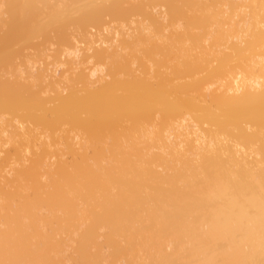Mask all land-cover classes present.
<instances>
[{"label": "bare ground", "instance_id": "obj_1", "mask_svg": "<svg viewBox=\"0 0 264 264\" xmlns=\"http://www.w3.org/2000/svg\"><path fill=\"white\" fill-rule=\"evenodd\" d=\"M16 1H18L19 3ZM37 1L40 2V0H30V1L29 0L27 1L26 0L24 1L23 0H0V25H2L1 27H3L4 25L2 31L0 32V43L4 42L5 47H6L7 42L11 41L10 39H12L11 44L8 42L12 47L10 46L9 48H7L8 47L7 46L5 49L3 48L4 43L0 44V46L1 45L3 46L1 47L3 48L2 50H4L5 52L4 53L2 50H0V56H1L0 59H3V60H0V67L2 65L1 69L4 68L2 69L3 72L0 69L1 70L0 71V92L2 96V97L0 96V100L2 99L0 101V106H1L0 108L4 112L2 113L0 109V157H1L0 158V161H1L0 162V264H264V153H263L264 150L262 151V147L264 146L263 145L261 146L262 138L260 137L263 134L262 137L264 139V133L260 134L261 132L256 130L258 127H261L258 129H262V130L264 129L263 127L264 126V116H263L264 112H262L264 111V106H263L264 105V0H183L182 4L180 5L181 7L179 8L181 9L184 8V9L183 10L180 9L179 14L181 15L177 14L178 16H180L179 18H177L179 22H177V20L175 21V18L170 17V15L168 14H166V16L161 15L162 11H164L162 14L168 13L170 11L166 7L165 8L168 11L163 10V8L161 10L158 9L159 10L158 13L160 14L155 12L157 15L153 13V10H151L152 12L150 14L149 12H147L146 18H148L147 20L149 22V25L151 24V22H152L151 25H153V27L157 25V28L156 27L153 28L152 34L155 35V33L158 30L159 36H157V34L156 36L157 38L159 37L158 38L159 42L162 45L164 44L163 42L166 43V45L164 44L165 46L163 45L164 48L166 46L168 47L167 49L165 48V50L171 49L169 48L170 46H168V45H172V41L169 40V36L171 33H172L171 35L176 37L180 33L179 30H181V28H182V31H184V29L187 28L186 26L188 25L190 26L192 21L190 19H187L189 12L190 14L192 12L196 13V16H198L196 18L200 19V20L198 19V21L200 23L202 31L205 32L206 34L205 29L207 28V32H208L206 35L203 33V36L205 35L204 39L202 35L201 36L199 35L201 34L199 32L198 35L200 37L198 36V39L199 38L201 39L197 40V45L193 42V46L196 45L198 47L201 43V46L199 47L201 48L203 47L209 55L204 51L203 48L202 49L205 53L202 54L203 52L199 50L200 49L199 47L198 48L196 47V50L194 48L193 49L196 52L201 51V53L193 52L194 53L193 54L191 52L192 50L188 51L189 48H191V47L187 48L190 45L189 44L187 46V44L190 43L189 41L188 42L186 41L187 44L184 43L186 44L187 47H182V48H187V49H184L186 50L184 52H187L186 53L187 55L190 52L192 53L193 56L190 54L191 55L190 57H193V58H190L188 55L190 60L192 59L191 61L196 59V61L199 64H201L203 61L204 63H202L200 66H196L197 63L195 61H193V63L195 62L196 65H194L192 62H190V60H188L189 65H187L188 63L186 62H187V59L189 58L185 56L181 55L180 57V55H177L179 56V60L176 58L177 59L176 61H172L173 59H175L174 57L170 61L169 59L170 56H168L167 54H164V55H167L166 56L167 58L165 56H164L165 59L159 58L161 60L155 58L157 60L156 65L158 64L159 65L158 66L155 65L156 67L153 66L154 69H153L152 75L150 74L151 70L148 69L149 68L148 63H150L149 61H152L153 63L152 64L150 63V64L154 65L156 61L151 60L152 57H149L150 58L149 60L147 54L146 56H143L144 58H141L142 55H140L139 53V50L143 54L146 53L147 50L149 49V48L147 49V46L152 45L153 44L152 42H154L155 40H156L154 43L155 45L159 43L155 37H152L149 39V37H151L152 35L147 36V34H145V31L146 32L148 31L150 34L151 32L150 27H144L143 25H140V26H143L141 28L139 26L141 20L140 21H137L136 19H134V21L132 20L133 23L136 22L134 23V25L136 26L137 29H136V34L134 30H132L134 32V35L131 34L132 39L128 41L127 37H129L130 39V36H129L130 33L127 34V31H126V35H128L126 37L125 29L128 28L127 25H129V23H131L132 21L126 22L128 20L127 17H126L127 20L123 19L122 16H119L120 13H118V16L113 19L109 20L107 18L109 22L105 21L106 18L104 17L103 14L101 15V17H97L98 12L96 11H98L99 9H102V8H105L107 10L109 8L114 9V7H109V6H114L113 4H115L114 2L116 0H112V2L110 0H107L106 2L107 5L104 4L106 0H102V2L101 0H98V1L90 0L89 2L85 0L81 2L82 8L84 7L83 6L84 2L85 4L87 2L86 4L87 6L88 4H90L88 6L89 8L87 9L95 8L96 6L95 5L93 6V4H95L96 2H100V3H96V5L99 8L93 9V11L97 9L95 11L96 15L94 13L93 15L92 13H90V15L95 16L94 18L90 15H87L88 10L87 11L84 10V12H82L83 10L81 11V13H83L84 15L78 12L79 8H81L80 6H78L80 2L79 3L77 2L76 3L77 5L74 4L76 8L71 3H70L71 6L69 7V3H68L67 4L68 6H65V7L69 8L70 10L67 9L65 11L62 8V6L66 5V3L68 2L66 0H64L65 3L62 0H54V2H51V0L49 1L42 0L41 3L39 2L37 3ZM72 1L73 0H71V2ZM79 1H82V0H79ZM144 1L146 2V0ZM159 1L162 2V0H159ZM23 2L27 4L25 5ZM62 2L64 3L63 5H62ZM125 2H127L128 4L125 6H129V3L131 1L121 0L120 2L121 7L123 6V4H125ZM135 2H138V1L136 0ZM49 3L52 4L53 6H51ZM116 3L118 4L117 1ZM132 3H133V0L130 3V6H132L131 5ZM188 3L190 4L188 5ZM57 4L62 5L60 7L62 8L63 11L65 12L71 11L69 13L73 15L71 16L72 18H70L69 13L64 14L66 18L62 16L63 12L61 10H59L60 16L58 17L60 18L62 16V18L59 19L58 17H56L57 15L54 18L51 17V15L52 16L55 15L56 13L55 11H57L59 8ZM91 4H92V7H91ZM120 5L118 6V8L120 7ZM141 5L143 6L142 3ZM147 5L145 4V6ZM137 6L138 5H136V7ZM162 6L164 5L162 4ZM191 6L192 7L195 6L193 7L195 8V11H190V9H192ZM196 6H199V7L197 8ZM48 7H49V10H48ZM132 7H134V5ZM21 8H23L24 10ZM54 8H56V10ZM115 8H117V5ZM124 8L127 9L128 7H124ZM17 9L18 11H15ZM71 9L74 11H72ZM134 9L138 10L139 8L137 7ZM121 10L123 9L121 8ZM146 10L148 9L146 8ZM25 11H27L28 13L26 12L27 14H25ZM115 11L118 12V10L115 9L113 13ZM123 11L125 12L126 10H123ZM37 12L39 15H41L40 19L36 18V21L35 19H33V21H35L37 24H35L34 22L33 24H35V26L33 24L32 26L31 25L29 26L28 23L31 21V18L38 17V14L36 15ZM61 12H62V15L60 14ZM76 12H78L79 15ZM107 12H109V10ZM107 12H106V15L110 13V12L109 13ZM120 12L122 14V11ZM170 12H175V10L173 11L172 9ZM22 13L24 16L22 15ZM75 13L78 16H76ZM101 13L99 12V14ZM113 13H110L111 16H113ZM6 14H9L8 15L9 20L4 19ZM66 14H68L69 17ZM116 14L114 13L115 16ZM16 15H18V17ZM160 15L162 16L160 18L161 20L158 19ZM173 15L176 16V14H173ZM26 16L28 17V19ZM84 16L88 18H93V21L95 22H93L90 19L92 21V23H90L91 21L89 20L90 21L89 23L92 25L96 23V20L98 21V18L99 19H101L102 17L105 18L104 20L101 19L103 21L102 24H100L101 20H99L100 21L99 23H96V25L98 26L99 24L101 26L104 25L103 28L96 27V29L97 30L99 29L101 32L99 30L95 31V29L93 28L95 33L98 32L96 34L93 33L94 31L93 30L91 31L90 29L92 26H90V24L87 23L86 20L84 21L82 20L83 19L82 17ZM131 16H133V14ZM184 16L185 17L187 16V17L185 18ZM48 17L49 18L51 17L52 19L54 20L56 19V20L55 21L50 20L51 18L49 19ZM75 17L76 19H73ZM69 18L72 20H76V22L72 21L73 24L76 23L75 26L72 24ZM168 18L170 20L169 23L172 22L171 24H168L167 21L169 20H166ZM13 19L15 20L17 19L19 23ZM20 19L21 21H19ZM67 19H69L70 21ZM114 19L117 21H115ZM11 20L12 22L15 21L18 24L12 23ZM59 20H61V22H63V20L64 21L66 20V22L69 21L67 22L69 24L71 22L70 26L73 25L76 28V30L81 28L83 22L86 21L85 22L86 24H83L84 27L82 26L83 29L81 28L77 31L79 36L81 35L82 37L81 36L79 37L76 33H74V35L77 38L76 40L83 41V37H85L84 38L85 40L82 42V44L84 43L83 44L84 46H82V48H81L82 44L79 45V42H77L81 50L80 48L78 49L75 48V45H74L75 42L71 41V40L75 41V37L73 35H70L72 34L74 30L73 29L71 31L69 30L71 33L68 31H65L68 29V27L66 29V26H68L67 23L65 22L62 25V23L59 22ZM78 20L80 21L82 20L83 22L81 21L82 23H80V21ZM112 20H114L115 23L111 22ZM3 21H5L7 24L4 23ZM41 21H42L41 26L43 25L42 26L43 28H41V26L38 27V24H40ZM56 21L58 23H61V25L57 23L59 25L58 27L61 26V29L62 28L64 29L58 31L59 29L57 30V28H55L57 27V24L55 25ZM123 21L125 23H123ZM143 21L146 22L145 20L142 19V22ZM161 21L162 22L164 21V23H162ZM49 22L53 24V25L51 24L50 25L52 26V29L55 31V33L51 31L52 30L51 28H50L51 30L49 29V27L47 29H49L50 32H53V34L51 33L50 34L53 36L55 35L54 37L56 38H54L50 34L49 35L51 37L49 35L47 36L46 34L44 35L43 33L45 26H50L48 25ZM165 22L167 23L165 24ZM182 22L183 23L186 22L184 23L185 25ZM45 23L47 25H45ZM77 23L79 24L77 25ZM153 23H155V25ZM9 24H11V26ZM13 24H16V25H13ZM24 24L26 25L28 24L27 28L32 27L31 30H28L26 27H24L26 28L25 31L27 30L30 31L29 34L28 32H26V34L25 32L23 33L17 32V29H19L20 27L19 25H24ZM88 24L90 28L89 26H87ZM96 25H94L93 27H95ZM161 25H162V28H161L162 31H160L161 29L158 28V27H161ZM163 25L164 27L167 25L170 28V29L168 28L167 32L169 36L168 37L166 36L167 37L165 38L166 40H164L163 37L160 35V32L163 33V29H164ZM170 25L173 27L174 33L171 31L172 28ZM16 26H17V28L15 29L16 31L14 29L11 30L12 27L15 28ZM130 26L131 25H129V28ZM6 27H7V31L4 30V28L6 29ZM36 27L38 28V31ZM132 27L133 29L135 28L134 26ZM178 27H180L179 30L178 29L176 30V28ZM71 28L72 27H70V29ZM174 28L177 32H179L177 33V35H175ZM196 28L199 29V27H196ZM8 29L11 31H14V33L11 31H10L11 34L8 33V35L10 34V36H8L5 33V32H8ZM39 29H41L42 31ZM131 29L132 28H130V30ZM154 29H157L155 33H154ZM3 30L5 31L4 32L5 34L3 33ZM56 30L58 31V33L56 32ZM139 30L140 31L143 30L142 33L139 32ZM39 31H41L42 33H40ZM79 31L82 34H80ZM88 31L89 33L91 31L92 34L94 35L90 33L91 35L86 36L85 33L89 34ZM31 32H33V34H35L37 37L40 36L39 33L42 34L43 37L45 36L44 38L42 37L43 38L42 40H40L41 43L43 44L46 42L45 40L48 38L52 39L53 40L52 42H54V39L56 41L57 39L59 40V38H61L60 36L63 37V35L64 34L66 35L67 32H68L67 35H70L67 38L68 39L67 42L65 40H62L63 43L65 41L64 43L65 45L63 44L64 46L63 48H65L69 45L68 41L70 38V41H69L70 45L66 48V50L62 48L65 51V53L62 49L61 51L58 50L59 53L58 52L54 53L55 57L54 58L52 57V63L49 69L51 71L45 72L44 70L46 69L44 65L41 68L40 67L41 65L37 64L38 60H40L39 64L40 62L43 63L44 61H41L43 60L42 57L46 58L47 56L42 55V57H40L39 55L38 56L39 59L38 60L36 59V61L35 60L33 61L31 59L33 57H30V59L28 57L27 59L24 57L23 59L22 54L20 53L21 54L20 57L23 59L22 60L23 62H21L20 60L21 63L18 64V61L17 62L15 61L16 58L13 59L15 55L12 57V60H11L12 55L10 53L13 54L12 51L15 49L14 47H16V45H18L17 43L20 42V41L16 42L19 34L21 33L25 34L27 40L22 35H21V38L23 37V39H25L23 43L24 46L26 43L28 46V42H29L28 39H31L29 35H31L32 37ZM35 32H39V33H35ZM59 32L60 33L62 32L64 34L61 33V35L59 36L60 34ZM12 33L13 34L16 33L15 36ZM1 34H4L2 35L3 37H1ZM164 34L167 35L166 33ZM193 34L194 33H192V35ZM5 35L6 37L8 36L7 37V40L9 39L8 41L6 40V38L4 40ZM57 35L59 37H57ZM140 36L147 38L146 41L148 40H151V41L147 42L146 44L145 39L141 38ZM180 36L182 37V33ZM138 37L140 38L138 39L139 41L136 40ZM186 37H188V35ZM194 37L193 38L191 37L192 39L191 38L190 39L194 41V39L196 38ZM1 38H3L2 40L3 42H1ZM160 39H162V42ZM167 39L169 41H167ZM202 39H203V44L205 45H202V42H200ZM13 40H15V42H13ZM43 40L44 42H42ZM179 40L180 39H177L176 42H178ZM56 41L55 43L57 45L58 42ZM123 41H124V44H123ZM141 41L143 43L145 42L146 46ZM166 41L169 42L168 45ZM60 42L61 41L59 40V44ZM117 42H120V43L122 42L121 46L124 47L122 51H124V49H126L128 45V48H127L128 51H126V55L124 54L125 57L121 55L124 52H121V49L118 46L119 43ZM140 43L142 44L140 45ZM13 44H15V46ZM85 44H88L89 46ZM94 44L97 45L98 47L96 46L95 48ZM132 44L139 45L138 47L139 49L138 48L134 49L135 47ZM181 44H180V48H177V50L181 49ZM184 44H182V46H185ZM46 45H44L45 48H47ZM115 45L118 46L117 48L120 50V52H118V49L116 48ZM123 45H126V46H123ZM21 46L22 45H20L19 48H21ZM24 46L22 47V49L24 48ZM87 46L88 48H86ZM159 46L156 48H160V49L163 48ZM90 47H92L91 49L93 50H91ZM130 47H131L132 53L129 49ZM149 47L151 48L152 46H149ZM38 48L40 49L39 45H38ZM43 48L44 47L42 46V49H40V51L41 50L44 51L45 48L44 49ZM85 48L86 50L90 49L87 51H91L90 52V54H92L91 56L97 60L89 59V57H91L89 52L86 51V53L84 54ZM25 50L23 51L25 52ZM32 50H28V51H32ZM136 50H138L137 53H136ZM181 50H182L181 52H183V49ZM162 51H161V54L163 57ZM53 52H56V51H53ZM60 52H63L65 54L63 55V59H62L63 61L60 60L62 55L61 56L56 55V54H62ZM100 52H101V55L99 54ZM115 52L118 53V56H116L118 57L117 60H120V61L122 60V62L125 61V64H122V66L126 65L127 68H125L126 66L121 67V63H118L119 65L116 64L115 66L112 65L113 69L111 68V64L114 61L115 63H117L115 55H114ZM127 52L131 54L130 56L132 57L134 56L135 58L137 57L136 59L133 57L134 61H137L135 62V65L139 64V66H142L143 68L137 65V67L140 68L138 69L134 64L133 65L136 68L134 66L133 68L131 65H129L130 61H131V64L133 63V59H128L131 57L129 56ZM133 52L136 53L137 55L134 54ZM169 52H166V53H169ZM184 52L182 53L183 55H184ZM14 53H15V50H14ZM39 53H36V54L38 55ZM95 53H97L98 55H96ZM154 53L155 54L158 53V50ZM154 53L153 55H155ZM80 54L83 56L80 57L81 56ZM94 54L96 55V57ZM170 54H172V52H170ZM24 55L26 56V53H24ZM109 55H110V58H109ZM149 55L151 56V54ZM33 56H35V54H33ZM99 56L102 57L103 59L98 58ZM66 57L68 59L71 57L70 59H72L73 62L72 60L70 61V59L68 60ZM75 57L76 59H78L79 57V60L74 59ZM183 57H185L184 59L186 60H183V59L181 60V58ZM199 57L202 58V60L200 59L199 61ZM80 58L82 61L80 60ZM82 58L86 60H83ZM87 59L89 61H87ZM138 59L140 60L139 62L141 64L138 63ZM207 59H210V62L209 60L206 61ZM141 60H143V62ZM166 60H169L171 63H174V66H173V64L168 62L169 70L173 68L171 70L172 73L168 70V64L166 63ZM9 61H11L12 63L11 67H9L10 66ZM78 61L82 63H84L83 61H86L84 64L88 68L86 67L84 68L85 72L81 71L80 70L81 68L78 67L81 73L78 70H77V73H75L77 66L75 69V66H72L71 63H73V65H76ZM158 61L160 62L158 63ZM88 62L91 63L90 68H89ZM126 62H128V64ZM175 62H178L179 66H177V63ZM207 62L209 64L211 63L210 66L209 65L207 66L208 64ZM14 63H17V64H14ZM86 63L88 66L86 65ZM109 63L111 64L109 65ZM22 64H23V68H26V69H23L22 71L23 74L26 76V78L30 77V78H27L28 82L29 80L31 81L29 82L30 85L28 84V87H25V88H24V85L22 84V77L24 76H21L20 78L19 74L21 73V70L17 71L19 70L17 69V67L22 66ZM163 64L166 65L167 67L164 66ZM13 65H14V68H16L17 70L12 67ZM15 65L17 67H15ZM65 65H66V68L64 69L65 71H63L62 69L65 67ZM69 65L73 67L75 70L71 68ZM143 65H145L146 68ZM162 65L166 68V71H165L166 73L163 72L164 71L163 69H160L162 68ZM202 65L204 69L203 67H201ZM37 66H39L40 68H38ZM180 66L181 68L179 69ZM7 67L9 70L10 68H12L13 70L5 72L6 71L5 69H7ZM153 67L150 66V68H153ZM198 67L201 73L200 72L197 73L195 71L197 70ZM41 69H44V70H41ZM66 69L67 70L69 69L70 71L69 70L68 71L70 73ZM71 69H73L74 71L73 70L71 71ZM123 69L125 71H123ZM137 69L141 70L139 71L138 76H137L138 73H136ZM185 69L187 72L185 71ZM24 70L27 71V74L24 73L25 72ZM86 70L88 71L87 73H86ZM115 70L117 72H115ZM175 70L179 72L181 71V72L178 73L177 75V74H174V73H177ZM42 71L44 72L45 75L49 74L48 77L46 75L45 79L47 80L42 79L45 77ZM106 71L109 72V74H111V75H107L109 78L111 76L110 79L106 75H104V74H107ZM122 71L125 73H123ZM127 71L128 73L132 75V77L127 73ZM131 71L133 72L131 73ZM143 71H146V72L144 73ZM155 71L156 72L159 71V72L155 73ZM193 71L196 73H193ZM11 72L14 74L19 72L17 73L20 79V81L19 80L17 81L19 83L16 82L17 79H15V75L11 74ZM59 72L62 73L63 75L65 72H67L64 76L61 74L63 78H65V82L64 80H62L61 85L65 86L66 89L68 88L71 96L74 94L72 97L75 100H78V102H80L81 105L83 104L85 105L84 118L87 120L86 123H82L81 111H79L77 108H74L76 105L73 106L71 103V100L63 96L64 95L63 90H61L62 93L60 95L54 92L55 91L54 90V82H55L54 80H56V77L53 78L54 76L51 73L57 76ZM72 72H73L74 78L71 75ZM121 72H122V75H121ZM140 72L142 74L144 73L145 75L144 74L142 75ZM202 72H205V74L202 75ZM207 72H209V74ZM117 73H120V74H117ZM188 73L190 75H187ZM38 74H40L39 77H37ZM134 74H136V76ZM140 74L142 77H140ZM153 74L156 76L158 75L159 76L162 75V76L161 77L158 76L157 78L153 76ZM167 74H169L168 75L169 77L167 76ZM181 74L182 76L180 77ZM204 75H206L207 77ZM7 76H10L11 80ZM150 76L158 80L152 81L153 79ZM75 77L76 79L78 77L79 81L76 80ZM138 77H140V79ZM209 77H211V79H209ZM41 79L42 81L45 80L48 82L44 81V84L46 83L44 85L43 83H41L42 82ZM73 80H74V83L76 82L77 87L72 86V84H74ZM207 80L209 81L207 82ZM66 81L67 83L68 82L70 83L67 84ZM139 81L141 82L140 83L141 86H139L140 85ZM158 81H159V84H157ZM37 82L38 84L40 83L41 85L43 84V86L38 85ZM78 82L80 83L79 84L80 86L78 85ZM135 82L136 83L138 82V83L136 84ZM153 82H155V84ZM63 83H65L66 85ZM160 84L161 86L158 87V85ZM164 84L166 85L167 89L164 86ZM35 85L37 87H35ZM63 86H60V89H62ZM142 86L148 89L146 88L144 89V87ZM148 86L150 87V89ZM16 87L18 90H16ZM108 87H109V90H108ZM139 87H141V89ZM47 88L50 91L54 90L52 91L53 93L51 92L54 96L49 92V90H46ZM65 88L63 87V89ZM111 88L112 90L110 92ZM137 88L140 89V91L143 88L144 92L146 91L147 93L146 92L144 94L142 92L138 93ZM153 88L154 89L157 88L158 90L157 89L154 90ZM171 88H174V89H171ZM21 89L22 90L26 89L24 91V93L26 94H24L23 91H21ZM9 91L10 93H14V94H10ZM30 91L36 95L33 97L34 99H32L31 97L32 93ZM39 92L42 93V95ZM45 92H48V93H45ZM4 93L6 95H8L9 93L7 97L10 98V99L8 98L10 105L15 100V98H17L15 100L17 101L16 104H15V101L13 102L16 108L14 106L9 105L10 107L8 106V111L9 109L11 110L9 112H13L12 111L13 107L15 108L14 111L18 107H20V109L22 107V110L18 108V110L15 111V113H10L9 115V112H7V114H5L7 109L5 110V106L3 104V97L5 95ZM27 93H30V94L27 95ZM39 94L41 96H44L45 99L43 97L42 98L46 102L43 101L42 104H41L42 101L39 102L40 100L39 97H41ZM215 94L218 96H216ZM102 95L103 96L111 95V98L107 96L106 98L108 99H106ZM210 95L211 96L215 95L216 99H213L214 96L211 97ZM29 96L31 97L32 101L30 100ZM79 96L80 98L83 96L82 99H79ZM208 96L212 99H210ZM219 96H220V99L218 98ZM113 97H115L116 100ZM223 97L225 98V101L221 99ZM42 98L41 100H43ZM56 98L61 99V100H58ZM207 98H209L210 100ZM105 99L107 101H105ZM217 99L218 101H216ZM34 100H35V103L38 102L39 104L42 105V106L40 105L41 107L38 106L40 108H42L43 105H46L49 102L48 105L43 108L45 111L40 108H39L40 110H37L36 108L37 103L35 104L36 107H34L35 106ZM103 100L106 103L103 102ZM50 101H53L51 102L52 105L50 104ZM55 101H57L56 102L57 104L60 103V106L58 105L57 109H56V106H54ZM219 102L222 103L221 104L222 106L220 105ZM29 103L33 104L34 106L32 105V108H31V106H29ZM211 103L213 104L216 103L214 105L215 107L214 106L211 107ZM25 104H28V105H25ZM67 104H69L71 107L69 105L67 106ZM225 104L228 105L230 108H227L228 106H226ZM256 105H258L259 107L258 106L255 107ZM101 106L103 109L101 108ZM111 106H112V109L114 108L113 111L110 108ZM23 107H30L32 111L34 108H36V110H34L36 111V113H34V111L31 113V110H29L30 112H28L29 108L28 109L24 108L25 112L23 113ZM49 107L52 113H50ZM69 107L71 110L70 109L67 110ZM115 107H118L117 108L118 112L115 111ZM216 107H219V109H217L218 112H216L215 110ZM223 107L224 109H226L227 114L229 115L230 118L226 116V114L224 113ZM53 108L56 109L55 111L56 113L55 112L53 113L54 111L52 110ZM104 108L107 112L104 110ZM249 108H251L252 110ZM63 109L65 110L63 111ZM101 109L103 111H101ZM108 109L111 110V112ZM155 109L157 110L154 112ZM239 109L243 110L241 111L242 113L246 112L245 115L241 116L243 119V122H241L242 121V119H240L241 117L240 116L238 117L235 114L236 111L233 112V110L238 111ZM247 109L249 110V112ZM159 110L163 114L162 116H163L164 123L161 121V119H158L159 113H157V111ZM46 111L49 113V115L51 114V116H48ZM57 111H58V116H57ZM59 111L61 112L60 113L61 115L59 114ZM77 111L79 112V114L76 113ZM104 111L106 114L104 113ZM138 111L145 113V116H144V118H146L145 119L146 122L144 121L145 125L143 122L144 119L138 120V117H137ZM228 111H231L233 113L228 112ZM258 111H260L261 115L262 114L263 115L261 116L260 112L255 113ZM16 112H17V115H16ZM18 112L19 113L21 112V113L18 114ZM27 112L31 115L27 114ZM37 112H38V116L36 118L38 119L36 120L35 116ZM42 112L44 113V116ZM113 112H116V113H113ZM211 112L215 113L214 115L216 116L220 114L219 116H217V119L215 117L217 123L219 124L221 123L220 124L221 126L223 124L225 125L229 123V126L232 127V129L230 127L227 128L225 125V127L229 129V130H225L224 125H223L222 127L225 130L224 132H221L220 130L218 131L217 129L219 128H215L216 130L213 131L211 128L213 125H214L213 126L214 128L215 124L209 121ZM220 112H222L223 115ZM33 113H34V117L32 116ZM152 113L157 116H154ZM55 114H56V118H55ZM71 114H73V116ZM114 114L118 115V121L116 122L117 120L116 119L115 120L116 124L115 125L113 124L115 127L112 125V122H114L113 119L115 118L112 115ZM20 115L22 116L20 117ZM23 115L24 116L26 115L28 118L31 117L29 118V120L31 119L30 120L31 125L32 123H34L35 125L33 124L34 126L33 125L30 126V128L28 129L29 127L28 125H30L28 124L29 120L27 122L26 118ZM39 115L41 116L42 121ZM67 115L69 118L67 117ZM105 115L109 119L106 118ZM221 115L222 117L225 116L224 118L226 120L225 119L222 120V117L220 118ZM251 115L252 116L260 115V116L259 118H257L258 116H256L255 119H252L253 117ZM11 116L15 118H11ZM16 116H18L19 118ZM110 116H112L113 119ZM236 116L241 120L240 125L244 123L243 124L244 126L247 123L246 121L250 120L249 122H251L252 120V122L255 123L258 120V123H255L256 125H252V127L254 126L253 128L258 126L256 129L251 130L249 126H248L249 128H245V129H248V131L250 130V132L253 131V133L254 131L259 132V133L255 132V133H258V135L260 134L259 139L255 133L252 136H255L254 138L255 140L258 139L256 142H259V143L261 142L260 146L257 147L258 143L257 144L255 143L256 145L250 144L252 142V141L250 142L251 136L249 135L250 136L249 137L247 135V134H250V132H247V130H246L247 132L246 138L247 139L249 138V139L248 140L246 139L245 141V137H244L243 141L241 140L242 143L238 141L239 139H241L239 136L242 137L243 135H245L243 133L244 132L243 130L245 129L243 128L244 127L243 125L238 127L237 125L239 124H232L231 121L233 122L236 121L235 123L238 122V118ZM23 117L25 118V122H24ZM47 117H50V118H47ZM261 117H262V123H261ZM20 118H22L23 120ZM33 118L35 120H32ZM44 118H46L47 120ZM51 118H53L54 120H52ZM72 118H73V121H72ZM155 118L157 121H155ZM219 118L224 123L221 122ZM244 118L246 120H244ZM60 119H63V120H60ZM79 120L81 121V123ZM101 120L104 123L106 122L105 125L108 126V128L115 129V134L118 137V140L120 141L119 146L116 143L118 146V149L117 147H113V146H116L114 141L110 142L112 140V136L110 135L106 136L105 134L106 127L101 123ZM153 120H154V123L157 124V126L153 125L154 124L152 122ZM227 120L229 121L231 120V121L228 122ZM54 121L60 124V126L62 123L64 124V122L66 121L65 123H67V125L62 124V126H65V128L64 127L60 128V127H57L55 123H52ZM109 121H111V123ZM160 121H161V124L163 123L164 127L160 126L161 125ZM73 122H75L76 124ZM209 122H211L212 124ZM206 123L207 124L209 123L211 126L206 127L205 126ZM13 124L15 125L14 128H12ZM146 124L147 126L148 125L150 126L149 129H151V127H156L152 129V131L150 130L152 133L154 132L153 137L155 136V138L150 137L151 135L150 136L148 135L150 134V131L146 130L149 127V126L146 127ZM16 125H18L22 131H24L23 134H21L22 136L19 135L21 131L20 129H18V126L16 128ZM51 125H53L52 128L54 127L55 128L52 129ZM76 125H79V126H76ZM234 125L238 127V128L235 127V129L237 128L236 129L237 132H239L238 130H241L240 133H238L239 136L235 133H232L234 132L233 131ZM36 126L41 127V129L38 128L37 130V128H35L36 130L35 131L33 127H36ZM216 127H219V126L217 125ZM9 128L10 129L12 128L11 129L12 131H10ZM43 128H45L46 131ZM48 128L50 129L51 132L49 131ZM78 128L80 131L78 130ZM157 128H159L160 130L159 129L157 130ZM63 129L65 133H63L64 131H61ZM27 130L29 131L31 130V132L30 133L29 131L26 132ZM33 130L35 131L36 134L39 132V134H41L40 136L45 135L46 132H47L46 135L47 136L50 135V136L47 137L45 135V139L47 137L48 140L47 139L44 140L43 138L44 136L41 137L43 141L41 142V140H38L40 139V136L38 137V139L36 137L39 134L36 135ZM69 130H70V133H72V131L74 132L71 135L68 133L66 134V132H69ZM43 131L45 132L43 133ZM157 131H159V133ZM229 131H230V134H233V136L237 135L239 139L238 138L235 139V137L231 136L228 133ZM77 132L78 134H76ZM27 133L29 134V136ZM74 133L76 134V136ZM82 133L85 134L84 137H87L89 141V143L88 142L86 143L87 145L86 147L84 146L85 145L84 142L86 141V139L83 137ZM241 133L242 135H240ZM52 134L53 136H51ZM54 134H55V138L58 135L56 140L53 139ZM73 134L76 139L79 136V138L77 139V140H80L79 141L80 144H78L80 146L79 148H78V145L76 144L77 143L76 139H74L76 142L73 140L74 138V136H72ZM61 135L64 136L65 142L62 140L63 137H61ZM108 136L109 138H107ZM256 136H257V139H256ZM18 137L20 139L19 141L21 142L20 144L18 142ZM22 138L26 140L24 141V139L22 140ZM99 138L101 141L99 140ZM151 138H153V141ZM27 139L29 140V143L27 142ZM34 139L35 140L37 139L36 140L37 142L36 141L34 142ZM57 139L58 140L61 139L59 141L63 142L62 143L64 144L63 147L58 144L60 142L57 141ZM105 139H107L108 142L105 141ZM108 139H111V140L109 141ZM52 140L55 143H57L55 146H53L54 148L53 150H51L52 145H54L53 144L54 142ZM95 140H96V143L94 142ZM102 140L104 141V143ZM251 140H253V137L251 138ZM38 141H40L39 145L41 144V146L37 147L36 144L34 145L33 143H37L38 145ZM67 141L68 142L71 141V142L66 143ZM72 141L74 143H72ZM144 141H150V142L152 141V143L155 142V144L153 143V145L152 143L150 144L149 149L151 150V152L152 150H157V153L155 151L154 153L152 152L153 155L147 154L149 150L146 149V143ZM248 141H249V145H247ZM9 142L11 143L8 145ZM45 142L47 144L46 146H45ZM92 142H94V145ZM100 142L102 143L100 144ZM109 142L111 145V146L108 145L110 149L109 147H107V144H109ZM131 142L132 143L133 142H140V143L143 142L145 144V147H143L142 145L141 146L142 148L146 149L145 151L147 152H144L145 154L144 153L141 154V152H143L144 149L143 151L138 150L141 156L139 157V153L137 151L136 154H138L137 155L138 157H136V154L134 155L133 152H130V150H128V149H131V150L134 149L133 146H130ZM245 142H247L246 145H245ZM15 143L17 144V146L15 145ZM90 143H92V145ZM243 143L247 147H244ZM24 144H26L25 146L27 147L29 152L28 150L26 152V150L22 148V146L25 147ZM69 144L70 146L71 144H73V146L75 144L77 145V147L76 146L70 147ZM97 144L101 146L99 147L97 146L98 147L97 148L95 146ZM7 145L10 147L13 146L12 148L14 150L8 151L9 147ZM27 145H29V147ZM58 145L59 147H56ZM104 145H106L105 148H108V151L110 154L113 153L115 155L111 154L110 156V154L107 151H104V150H107L104 148ZM92 146L94 149L92 148ZM136 146L139 147V143ZM15 147H17L16 151H15ZM83 147L85 149H83ZM87 147L93 150H90ZM80 148L81 150L79 151V153L81 155L79 156L78 155L79 153L77 151ZM31 149H35V151L34 150L31 151ZM82 149L85 150V153ZM20 150L23 151L22 153H24V155H20L21 154ZM66 150L68 151L66 152V154L64 153L63 156L57 155L59 154V151H61L62 153V152H65ZM72 150L75 151V154L74 152H72ZM125 150H127L128 152ZM158 150L161 152H159ZM3 151L5 154H3ZM36 151L38 153L41 152L43 154L40 153L38 157H35L37 156L36 154H38L36 153ZM96 151H98L97 153L100 156L99 155L97 156L99 157L95 155L97 154ZM116 151L118 154L116 153ZM122 151L127 152V153L124 152V154L126 155H124ZM33 152L35 153L33 154ZM50 152L52 153V155ZM86 152H87V155H86ZM101 152H102L103 157L101 155ZM28 153L30 154V156L27 155ZM44 154H48L52 157H55L54 158L55 160H52L53 159L52 157L48 155L46 156ZM68 155L72 159L77 155L76 156L77 159L74 158L72 161ZM73 155L75 156L72 157ZM68 157L69 159H66ZM108 157L109 159H107ZM31 158L36 159V160L33 161V159ZM12 159L14 160L12 161ZM67 160L69 161L67 162ZM109 160L111 162L113 161V164L110 163ZM5 162L8 163V165L12 163L11 167H9L10 169L9 168L6 169L8 165L6 164L5 166ZM100 215H102L105 218V221L102 219L103 224L99 226L98 216ZM111 215H112V219L110 218ZM99 219L101 221V218Z\"/></svg>", "mask_w": 264, "mask_h": 264}, {"label": "rangeland", "instance_id": "obj_2", "mask_svg": "<svg viewBox=\"0 0 264 264\" xmlns=\"http://www.w3.org/2000/svg\"><path fill=\"white\" fill-rule=\"evenodd\" d=\"M23 1H24V0H23ZM26 1H27V0H26ZM29 1H30V0H29ZM41 1H42V0H40V2L37 1V3H38V2L41 3ZM48 1H49V0H48ZM48 1H47V3H48ZM62 1H64V0H62ZM66 1H68V2H67L66 5H64V6H62V5L65 3V1H64V3L62 2V5H58V4H57V5L59 6V8H61L60 6H62V8H63L65 11H66L67 9L70 10L69 8L65 7V6H68V5H67L68 3H69V7H70L71 4L74 6V4H76L77 2H78V3L80 2V4H78V6L81 7V4H82L81 2H83V1H85V0H82V1H79V0H73L72 2H71V0H70V2H69V0H66ZM87 1L89 2L90 0H87ZM91 1H92V0H91ZM93 1H94V0H93ZM97 1H98V0H97ZM110 1L112 2V0H110ZM116 1L118 2V4L116 3ZM116 1H115V2L113 1V2L115 3V4H113L114 6H109V7H114V9H112V8H109V9H108L110 13H113V11H114L115 9L118 10V12H117V11L114 12L115 14L117 13L116 16H115L114 13H113V16H114V17L111 16V14H110L109 12H107L108 10L105 9V8H102V9H99L98 11H96V10L99 8V7L96 5V3H100V2H96L95 4H93V6L95 5V6H96L95 8H97V9L95 10L96 12H98V13H97V17H101V15L103 14L104 17H105L106 19L103 18V17H102L101 19H103V20L105 19V21H108V19L110 20V19H113V18L117 17V16H118V13H120L119 16H122L123 19H126V20H127V18H128L127 21L125 20L126 22H131L132 20L134 21V19H136L137 21H140V20H141V22H142V19H143V20H145L146 22L143 21L144 24H143V22H142V24H141V22H140V24L138 23L139 26H140V25H143L144 27H150V31H151L150 34H149L148 31H147V32L145 31V34H147V36L152 35L151 37H149V39L152 38V37H155V38L157 39V41L159 42V39H158L159 37L157 38V36H159V35H158V30H157V29H154V33H155L156 30H157V32L155 33V35L152 34V32H153V28H155V27L157 28V25H155V23H153V24L155 25V27H153V25H151L152 22H151V24L149 25V22H148V20H147L148 18H146V17H147V16H146V15H147V12H149V14H150V13L152 12L151 10H153V13H155V12L158 13V11L161 10L162 8H163V10H167L166 8H168V10H170V11L173 9V11L175 10V12H170V11H169L168 13L162 14V13L164 12V11H162V12H161V15L166 16V14H168V15H170V17L175 18V21H176L177 18L180 17V16H178V15H181V14H179V11H180V9H181V8H179V7H181L180 5L182 4V1H183V0H162V2H160L159 0H155V1H154V0H146L147 3H146L144 0H140V1L137 0L138 2H135L136 0H133V3H132L131 5H132V6L134 5V7L130 6V3L132 2V0H130L131 2L129 3V6H130V7H129V6H125V5H128L127 2H125V4H123V6L121 7V5H120V4H121V3H120L121 0H116ZM126 1H127V0H126ZM149 1H150V2H149ZM152 1H153V2H152ZM180 1H181V3H180ZM16 2H18V1H16ZM31 2H32V1H31ZM45 2H46V1H45ZM51 2H54V0H53V1L51 0ZM51 2H50V3H51ZM73 2H74V3H73ZM101 2H102V0H101ZM106 2H107V0L105 1L104 4L107 5ZM128 2H129V1H128ZM134 2H135L136 5H138L137 7H138L140 10H139V9H138V10H137V9H134V8H137L136 5L134 4ZM139 2H140V3H139ZM164 2H165V3H164ZM184 2H185V1H184ZM190 2H191V1H190ZM195 2H196V1H195ZM195 2H194V3H195ZM18 3H19V2H18ZM23 3L25 4V2H23ZM50 3H49V4H50ZM55 3H56V2H55ZM58 3H59V2H58ZM70 3H71V4H70ZM90 3H91V2H90ZM93 3H94V2H93ZM123 3H124V2H123ZM141 3L143 4V6L141 5ZM168 3H169V4H168ZM179 3H180V4H179ZM20 4H21V3H20ZM26 4H27V3H26ZM26 4H25V5H26ZM44 4H45V3H44ZM53 4H54V3H53ZM60 4H61V3H60ZM86 4H87V2H86ZM86 4H85V2L83 3V6H84L86 9H85L84 7H83V8L81 7L82 9L79 8L78 12L81 13L82 10H83L82 12H84V10H85V11L88 10L87 15H90V13H92V15H93V13L95 14V11H93V9H95V8H93V9H87V8H89L88 6H89L90 4H88V6H87ZM109 4H110V3H109ZM139 4H140V5H139ZM145 4H146V5L148 4V5H147L148 7L145 6ZM162 4H163L164 6H162ZM171 4H173V5H171ZM176 4H178V5H176ZM184 4H185V3H184ZM189 4H190V3H188V5H189ZM191 4H192V3H191ZM209 4H210V3H209ZM42 5H43V4H42ZM50 5L53 6L52 4H50ZM76 5H77V4H76ZM98 5H99V4H98ZM101 5H102V4H101ZM110 5H111V4H110ZM116 5H117V8H115ZM119 5H120V7L118 8ZM175 5H176V6H175ZM21 6H22V5H21ZM27 6H28V5H27ZM33 6H34V5H33ZM104 6H105V5H104ZM139 6H141L143 9H142L141 7H139ZM153 6H154V7H153ZM168 6H170V7H168ZM185 6H186V5H185ZM38 7H39V5H38ZM40 7H41V6H40ZM54 7H55V6H54ZM64 7H65V8H64ZM74 7H75V6H74ZM91 7H92V4H91ZM124 7H128V8L126 9V8H124ZM149 7H150V8H149ZM165 7H166V8H165ZM171 7H172V8H171ZM175 7H176V8H175ZM193 7H195V6H193ZM193 7L191 6L192 9H190V11H195V8H193ZM196 7L198 8L199 6H196ZM23 8H24V7H23ZM23 8H21V9H23ZM27 8H28V7H27ZM43 8H44V7H43ZM50 8H51V7H50ZM59 8H58V10H57L58 12L55 11V12H56L55 15H54V16L51 15V17L54 18L56 15H57L56 17L60 16V15H59V10H61V11L63 12V15H62V12L60 13L62 16H64L65 13H69V12H71V11L65 12V11L62 10V8H61V9H59ZM75 8H76V7H75ZM100 8H101V6H100ZM106 8H107V7H106ZM121 8H122L123 10H126V11L124 12L123 10H121ZM131 8H133V9H131ZM146 8H147L149 11L146 10ZM154 8H155V9H154ZM206 8H207V7H206ZM209 8H210V7H209ZM37 9H38V8H37ZM54 9L56 10V8H54ZM77 9H78V8H77ZM80 9H81V10H80ZM111 9H112L113 11H112ZM119 9H120V11H122V14H121V12L119 11ZM128 9H129V11H128ZM156 9H157V11H156ZM158 9H159V10H158ZM183 9H184V8H182L181 10H183ZM187 9H188V8H187ZM23 10H24V9H23ZM25 10H26V9H25ZM27 10H28V9H27ZM44 10H45V9H44ZM46 10H47V8H46ZM48 10H49V7H48ZM71 10H72V9H71ZM89 10H90L91 12H90ZM100 10H101V11H100ZM104 10H105L107 13H109V14H108L109 16L106 15V12H105ZM110 10H111L112 12H111ZM136 10H137V11H136ZM168 10H167V11H168ZM197 10H198V9H197ZM199 10H200V9H199ZM204 10H205V8H204ZM207 10H209V9H207ZM2 11H3V9H2ZM15 11H18V9L15 10ZM19 11H20V10H19ZM28 11H29V10H28ZM35 11H36V10H35ZM72 11H74V10H72ZM76 11H77V10H76ZM139 11H140V12H139ZM141 11H143V12H141ZM167 11H166V12H167ZM186 11H187V10H186ZM26 12H27V11H25V14L28 13V12H27V13H26ZM38 12H39V11H38ZM38 12L36 13V15L38 14ZM41 12H42V11H41ZM52 12H53V11H52ZM78 12H76V13H78ZM99 12H100V13L103 12V13L99 14ZM130 12H131V14H130ZM137 12H138V13H137ZM183 12H184V11H183ZM188 12H189V11H188ZM188 12H187V13H188ZM196 12H197V11H196ZM200 12H201V11H200ZM205 12H206V11H205ZM13 13H15V12H13ZM17 13H18V12H17ZM46 13H48V12H46ZM57 13H58V14H57ZM76 13H75V15H76ZM88 13H89V14H88ZM134 13H135V14H134ZM139 13H140V14H139ZM142 13H143V14H142ZM180 13H181V12H180ZM9 14H10V13H9ZM9 14H6V16H5L6 18L4 17V19L9 20V17H8ZM31 14H32V13H31ZM44 14H45V12H44ZM51 14H53V13H51ZM69 14H70V13H69ZM81 14H83V13H81ZM123 14H124V15H123ZM128 14H129V15H128ZM132 14H133V16H131ZM141 14H142V15H141ZM149 14H148V15H149ZM155 14H156V13H155ZM158 14H160V13H158ZM173 14H176V16L173 15ZM177 14H178V15H177ZM183 14H184V13H183ZM185 14H186V13H185ZM191 14H193V15H191ZM191 14H190V12H189L190 17H189V15H188V18H187V19H190V20L192 21V22H191L192 25L190 24V26H189V25L186 26L187 28H185L184 31H182V28H181V30H179L180 27L176 28V30L178 29L180 33L177 32V31L175 30V28H174V30H175V35H177V33H179V34H178L179 36L177 35V36L175 37V36L171 35L172 33H171L170 31H169V32H170L171 34H170V36H169V34H168V32H167L169 26L166 25V26L164 27V25H163V27H164V29L166 30V32H165V30L163 29V33L160 32V35L163 37L164 40H166L165 38H167V37L169 36V40L172 41V45H168V43H169V42H167V41H169L168 39H167L166 42H167V45L170 46L169 48L173 49L174 51L171 50V49L165 50V48H166V49L168 48L167 46H166L165 48L163 47L164 44L166 45L165 42H163V43H164L163 45H162L160 42H159L160 44L157 42L158 44L155 45L154 43H155L156 40H155L154 38H153V39H154L155 41L152 42L153 44L147 46V49L149 48L150 50L148 49L147 52L144 51V52H146V53H144L145 55L139 50L140 55H142V57L139 55L141 58H144L143 56H146V54H147L148 58H149V57H152L151 60H155V61H156L154 65H151V64L153 63L152 61H149L151 64L148 63V64H149V65H148V66H149L148 69L151 70V72H150L151 75H152V72H153L154 67H156V66L159 65V64L156 65V63H157V60H156V59H159V58L165 59L164 56L166 57V56L168 55V56H170V58H169L170 61H171V59H173L174 57H175V59H173L172 61H176L177 59L179 60V56H177V55H180V57H181V55H182V56H185V57L189 58V57L192 55L193 52H196L195 50H196V47H197V46H196V45H197V40H200V39H201V38L198 39V36H199V35H200V36L202 35V37H203V39H204L205 35H206L208 32H207V28L205 29V30H206V34H205V32L202 31V28H201L200 23H199V21H198L199 18H198V19L196 18V17H198V16H196V13H195V12H192ZM4 15H5V14H4ZM13 15H14V14H13ZM20 15H21V14H20ZM22 15H23V13H22ZM28 15H29V14H28ZM42 15H43V14H42ZM48 15H50V14H48ZM66 15L68 16V14H66ZM78 15H79V13H78ZM78 15H76V16H78ZM83 15H84V14H83ZM92 15H90V16H92ZM95 15H96V14H95ZM99 15H100V16H99ZM156 15H157V14H156ZM161 15H160L159 17L157 16L158 19H160V18L162 17ZM172 15H173V16H172ZM16 16L18 17V15H16ZM23 16H24V15H23ZM62 16H61L60 18H62ZM71 16H73V15L70 14V18H72ZM81 16H82V15H81ZM90 16H89V17H90ZM149 16H150V15H149ZM149 16H148V17H149ZM152 16H153V14H152ZM7 17H8V19H7ZM19 17H20V16H19ZM26 17H27V16H26ZM26 17H24V18H26ZM38 17H39V18H38ZM38 17L31 18V21H30V22L27 20V21L29 22V23H28L29 26H30V25L32 26V24L36 21V18H37V19H40L41 15L38 14ZM43 17H44V16H43ZM51 17H50V18H51ZM64 17H65V16H64ZM68 17H69V16H68ZM85 17H86V16L82 17V18H83L82 20H83V21L86 20L87 23H89L91 20L93 21V18H94L95 16H92L93 18H88V17H86V18H88V19H86ZM110 17H111V18H110ZM126 17H127V18H126ZM150 17H151V16H150ZM150 17H149V18H150ZM184 17H185V16H184ZM186 17H187V16H186ZM186 17H185V18H186ZM191 17H192V18H191ZM14 18H15V17H14ZM20 18H21V17H20ZM48 18H49V17H48ZM48 18H47V19H48ZM50 18H49V19H50ZM58 18H59V17H58ZM60 18H59V19H60ZM65 18H66V17H65ZM70 18H69V19H70ZM84 18H85V19H84ZM107 18H108V19H107ZM120 18H121V17H120ZM165 18H167V17H165ZM27 19H28V17H27ZM33 19H35V21H33ZM69 19H67V20H69ZM73 19H76V17L73 18ZM77 19H78V18H77ZM79 19H80V17H79ZM90 19H91V20H90ZM101 19L98 18V21L95 19V20H96V23H99V22H100L99 20H101ZM121 19H122V18H121ZM123 19H122V20H123ZM153 19H154V17H153ZM192 19H194V20H192ZM13 20H15V19H13ZM24 20H26V19H24ZM43 20H45V19H43ZM50 20H54V19L51 18ZM50 20H49V21H50ZM55 20H56V19H55ZM55 20H54V21H55ZM57 20H58V19H57ZM70 20H71V22H72V21H73V22H76V20H72V19H70ZM70 20H69V21H70ZM82 20H81V21H82ZM89 20H90V21H89ZM114 20H115V19H114ZM114 20H112L111 22H114ZM119 20H120V19H119ZM119 20H118V21H119ZM136 20H135V21H136ZM160 20H161V19H160ZM166 20H169V18L166 19ZM166 20H165V21H166ZM171 20H172V19H171ZM199 20H200V19H199ZM15 21L18 22L17 19H16ZM15 21L12 22V20H11L12 23H16ZM19 21H21V19H20ZM69 21H67V22H69ZM78 21H80V20H78ZM78 21H77V22H78ZM81 21H80V23L83 22V21H82V22H81ZM86 21H85V22H86ZM92 21H91L90 23H92ZM115 21H117V20H115ZM120 21H121V20H120ZM120 21H119V22H120ZM133 21H132L131 23H129V25H131L130 28H132V29L130 30L129 25H127V27L129 28V30H128L127 27H126L127 29H125V36H126V37L128 36V35H126V31H127V34L130 33V35H129V36H130V39H129V37H127V38H128V39H127L128 41L132 39V38H131V34L134 35V32H135V34H136V29H137V28H136V26L134 25V23H136V22L133 23ZM157 21H158V20H157ZM173 21H174V20H173ZM175 21H174V22H175ZM3 22L6 23L5 21H3ZM39 22H40V21H39ZM43 22H44V21H43ZM59 22H61V20H59ZM65 22H66V20H65V21L63 20V22H61L62 25H63ZM67 22H66V23H67ZM71 22H70V24H71ZM73 22H72V24H73ZM85 22H83V24H86ZM93 22H95V21H93ZM102 22H103V21L101 20L100 24H102ZM108 22H109V21H108ZM111 22H110V23H111ZM161 22H162V21H161ZM167 22H168V24H171V23H172V22L169 23L170 20L167 21ZM167 22H165V24H166ZM177 22H179V21L177 20ZM177 22H176V23H177ZM188 22H189V21H188ZM197 22H198L199 25L197 24ZM4 23H2V24H4ZM8 23H9V22H8ZM18 23H19V22H18ZM18 23H16V24H18ZM22 23H23V22H22ZM25 23H26V21H25ZM46 23H47V22H46ZM46 23H45V25H47ZM54 23H55V22H54ZM57 23H58V22L56 21L55 25H56ZM61 23H58V24L61 25ZM90 23H89V24H90ZM96 23L93 24V25L90 24V26H92L91 28H90L89 24H88L87 26H89V28L91 29V31H92V30L94 31V29H95V31H98L99 29L97 30L96 27H102V28L104 27V25L101 26V25L99 24V26H98V25H96ZM114 23H115V22H114ZM123 23H125V22L123 21ZM146 23L148 24V26H147ZM159 23H160V22H159ZM162 23H164V21H163ZM182 23H183V22H182ZM182 23H181V24H182ZM184 23H186V22H184ZM184 23H183V24H184ZM202 23H203V22H202ZM6 24H7V23H6ZM16 24H13V25H16ZM28 24H27V25H26V24H24V25H19L20 27H19V29H17V32H18V33H20V32H22V33L25 32V34H26V32H28V34H29L30 31H28V30H31L32 27L27 28V27H28ZM35 24H37V23L35 22ZM35 24H33V25L35 26ZM41 24H42V21H41L40 24H38V27H40ZM50 24L53 25L52 23L49 22L48 25H50ZM58 24H57V27H55V28H57V30L59 29L58 31L64 29V28L61 29V26L58 27V26H59ZM70 24L67 23L68 26H66V29H67V27H68V29L65 30V31L70 32L72 29L74 30V31L72 32V34H70V35H73V36L75 37V41H74V40H71V41L75 42V44H74V45H75V48L78 49V48H80L79 45L82 44V42L85 40V39H84L85 37H83V41H81V40H80V41H79V40H76L77 38H76V36L74 35V33H76V34L79 36V34L77 33V31H78L79 29L82 28L83 24H82L81 28L78 29L79 26L77 27L78 30H76V28L74 27L76 23L73 24L74 26H73V25L70 26ZM78 24H79V23H77V25H78ZM103 24H104V23H103ZM157 24H158V23H157ZM183 24H182V25H183ZM9 25L11 26V24H9ZM13 25H12V26H13ZM51 25H50V26H45L44 31H43L44 35L46 34V35L48 36L50 33H51V34H53V32L55 33V31L52 29V26H51ZM77 25H76V26H77ZM94 25H96V26L93 27ZM158 25H159V24H158ZM184 25H185V24H184ZM1 26H2V25H0V27H1ZM6 26H8V25H6ZM10 26H9V27H10ZM36 26H37V25H36ZM42 26H43V25H42ZM42 26H41V28H43ZM132 26H134L135 28L133 29ZM137 26H138V25H137ZM143 26H140V27L142 28ZM170 26H171V25H170ZM3 27H4V25H3ZM3 27H1L0 32L2 31ZM9 27H8V28H9ZM24 27H26L28 30L25 31L26 28H24ZM48 27H49V29L51 28L52 30H51V29H50V30L53 31V32H50V30L47 29ZM63 27H64V26H63ZM70 27H72V28L70 29ZM73 27H74V28H73ZM83 27H84V26H83ZM183 27H184V26H183ZM188 27H189V29H188ZM196 27H199V29H197ZM203 27H204V25H203ZM10 28H11V27H10ZM10 28H9V29H10ZM16 28H17V26H16L15 28L12 27L11 30H13V29L15 30ZM22 28H24V29H22ZM85 28H86V27H85ZM87 28H88V27H87ZM93 28H94V29H93ZM158 28L161 29V28H162V25H161V27H158ZM171 28H172L171 31L173 32V27L171 26ZM200 28H201V29H200ZM9 29H8V32H5L4 30L7 31V27H6V29L4 28L3 33L5 32L7 35H8V33L11 34V32L14 33V31H11V30H9ZM36 29H37V31H38V28H37V27H36ZM82 29H83V28H82ZM169 29H170V28H169ZM190 29H191L192 31H191ZM23 30H24V31H23ZM39 30H41V29H39ZM46 30H47V32H46ZM57 30H56V32L58 33ZM69 30H70V31H69ZM84 30H85V29H84ZM87 30H89V29H87ZM101 30H102V29H101ZM132 30H134V32H133ZM193 30H194V31H193ZM10 31H11V32H10ZM15 31H16V30H15ZM35 31H36V30H35ZM41 31H42V30H41ZM41 31H39V32L42 33ZM48 31H49V32H48ZM63 31H64V30H63ZM65 31H64V32H65ZM85 31H86V30H85ZM91 31H90V33L92 34ZM95 31H94L93 33H95ZM99 31H100V30H99ZM142 31H143V30H141V31L139 30V32H141V33H142ZM160 31H162V29H161ZM181 31H182V32H181ZM187 31H188V32H187ZM33 32H34V31H33ZM33 32H31V33H32V37H31V35H29L30 38H31L32 40H31V39H28V40H29V42H28V46H27V43H26L27 41L25 42V43H26L25 46H24V44H23V43H24V40H25V39H23V37L26 38L25 34H22V33L19 34L17 40L14 38V39L16 40V42L20 41V42H18L17 44H18V45L20 44V45H22V46H21V48H19L20 45H19V47H18V45H16V47L18 48V50H17L16 47H14V48H15V49H14V50H15V53H14V50L12 51L13 54L10 53V54L12 55V56H11V60H12V57L15 55L16 57L14 56L13 59L16 58L15 61H16V62L18 61V64H20L21 62H23L22 60L24 59V57H25L26 59H27V57H28L29 59H30V57H33V58H31V59H32L33 61H34V60L36 61V59H37V60L39 59V58H38L39 55H40V57H42V55H43V56H47L46 58H45V57H42L43 60H41V61H44L43 63L40 62V64H39V61H40V60H38V63H37V62H36V63H37L38 65H41V66H40L41 68H42V66L44 65V67H45L46 70H44V69H41V70H44L45 72H46V71H51V70H49V69H50V65H51V63H52V57H53V58L55 57V56H54V55H55L54 53H57V52L59 53L58 50L61 51V49L64 47L63 44L65 43V41L67 42V40H68L67 38H68L70 35H67L68 32L66 33L67 36H66L64 33L61 32L62 34H64L63 37H62V36H60L61 33L59 32V33H60L59 36L61 37V38H59V40L61 41L60 44H59V40H58V39H57V41L54 39V42H52L53 40H52V39H49L48 37H47V38H48L49 40L46 39V40H45L46 42L43 44V43H41L40 40H42L45 36L43 37L42 34H40L39 32H35V33H39V35L41 36V37H40V36L37 37L35 34H33ZM100 32H101V31H100ZM131 32H132V33H131ZM196 32H197V34H196ZM199 32H200L201 34H199ZM5 33H4V34H5ZM13 33H12V34H13ZM31 33H30V34H31ZM57 33H56V34H57ZM70 33H71V32H70ZM79 33L82 34L80 31H79ZM84 33H85V32H84ZM88 33H89V31H88ZM90 33H89V34H86V33H85V35H86V36H87V35H91ZM96 33H98V32H96ZM96 33H95V34H96ZM164 33H166L167 35H165ZM173 33H174V32H173ZM181 33H182V37L180 36ZM190 33H191V34H190ZM192 33H194V34L192 35ZM203 33L205 34L204 36H203ZM4 34H1V37H3L2 35H4ZM10 34H9L8 36H10ZM15 34H16V33H15ZM15 34H13V35L15 36ZM51 34H50V35H51ZM139 34H140V33H139ZM145 34H144V36H145ZM148 34H149V35H148ZM156 34H157V36H156ZM162 34H164L165 36L162 35ZM185 34H186V35H185ZM198 34H199V35H198ZM13 35H12V36H13ZM17 35H18V34H17ZM21 35L23 36L22 38H21ZM50 35H49V36H50ZM85 35H83V36H85ZM92 35H94V34H92ZM137 35H138V34H137ZM187 35H188L189 38L186 37ZM194 35H195L196 38L194 37ZM8 36H7V37H8ZM33 36H34V37H33ZM51 36H53V35H51ZM51 36H50V37H51ZM54 36H55V35H54ZM54 36H53V37H54ZM59 36L57 35V37H59ZM78 36H77V37H78ZM80 36H81V35H80ZM80 36H79V37H80ZM138 36H139V35H138ZM161 36H160V37H161ZM166 36H167V37H166ZM200 36H199V37H200ZM7 37H6V35H5L4 40H5V38H6V40H7ZM16 37H17V36H16ZM42 37H43V38H42ZM53 37H52V38H53ZM65 37H66V38H65ZM81 37H82V36H81ZM140 37H141V36H140ZM170 37H171V38H170ZM180 37H181V38H180ZM183 37H184V38H183ZM191 37H192V38H193V37L195 38L194 41L191 40V39H192ZM10 38H12V37H10ZM28 38H29V37H28ZM37 38H38V39L40 38V39L38 40ZM54 38H56V37H54ZM63 38H64V39H63ZM133 38H134V37H133ZM141 38H144V37H141ZM185 38H186V40H185ZM190 38H191V39H190ZM20 39L23 40V41H21ZM71 39H72V37H71ZM79 39H81V38H79ZM124 39H125V37H124ZM138 39H140V38L138 37L136 40L139 41ZM144 39H145L146 44H147V42L151 41V40L146 41L147 38H144ZM177 39H180V40H179L178 42H176ZM189 39H190V40H189ZM203 39H202L200 42H202V45H205V44H203ZM2 40H3V38H1V42H3ZM8 40H9V39H8ZM8 40H7V41H8ZM10 40H11V41H8V42L11 44L12 39H10ZM15 40H13V42H15ZM26 40H27V38H26ZM50 40H51V41H50ZM62 40H65L64 43H63ZM127 40H126V41H127ZM141 40H142V39H141ZM160 40H161V42H162V39H160ZM174 40H175V41H174ZM183 40H184V42H183ZM55 41L58 42L57 45H56ZM69 41H70V38H69ZM69 41H68V43H69V45H70V42H69ZM119 41H120V40H119ZM137 41H136V42H137ZM171 41H170V42H171ZM186 41H187V42L189 41L190 43L187 44ZM8 42H7V46H8V47L6 46L7 48H9V47L11 46ZM38 42L41 43L42 45L39 44ZM42 42H44V40H43ZM49 42H50V43H49ZM51 42H52V43H51ZM77 42H79V45H78ZM86 42H87V41H86ZM130 42H132V41H130ZM141 42H142V41H141ZM145 42H144V43L142 42V43L145 45ZM193 42L196 44V45H194L195 47L193 46ZM3 43H4V42H3ZM3 43H0V44H3ZM61 43H62V44H61ZM117 43H119L118 46L120 47L121 52H124V53H122L121 55H122L123 57H125L124 54L126 55V51H128V49H127V48H128V45L126 44L127 42L125 43V44L127 45V47H126V49H124V51H122L123 48H124V47L121 46L122 42H121V43H120V42H117ZM117 43H116V44H117ZM133 43H134V41H133ZM137 43H138V42H137ZM142 43H140V45H141ZM177 43H178V44H177ZM181 43H182V44L186 43L187 46H188L189 44H190V45H189L188 47L186 46V44H184L185 46H182ZM198 43H199V41H198ZM8 44H9V45H8ZM15 44H16V43H15ZM15 44H13V45L15 46ZM46 44H47L48 46H47ZM50 44H51V45H50ZM76 44H77V45H76ZM83 44H84V43H83ZM83 44L81 45V48H82V46H84ZM123 44H124V41H123ZM129 44H130V43H129ZM148 44H149V43H148ZM170 44H171V43H170ZM180 44H181V49H183V52L186 51V50H184V49H187V48H189V47L192 48V49L189 48V50H188V51H191V50H192V51H191L192 53H191V52H190V53L188 52V53H189V54H188L189 57H188V55L186 54L187 52H184V55H183V54H182L183 52H181V51H182L181 49H180V50H179V49L177 50V48H180ZM38 45L40 46V49H42V46L45 48L44 45H46L47 48H45V49L43 48L44 51L41 50V51H42V52H41L40 49L38 48ZM59 45H61V46H59ZM64 45H65V44H64ZM69 45H68V46H69ZM85 45H88V44H85ZM126 45H123V46H126ZM132 45H133V44H132ZM144 45H143V46H144ZM159 45H160V46H159ZM165 45H164V46H165ZM173 45H175V46H173ZM3 46H4V47H3ZM3 46L1 45L0 48L3 47V48L6 49V47H5V43H4ZM23 46H24V48L22 49ZM66 46H67V45H66ZM68 46H67V47H68ZM88 46H89V45H88ZM88 46H87L86 48H88ZM94 46H95V48H96L97 45L94 44ZM115 46H116V45H115ZM118 46H116V48H117ZM129 46H131V45H129ZM133 46L135 47L134 49H137V48L139 47V45H137V44H135V45H133ZM133 46H132V47H133ZM145 46H146V45H145ZM149 46H152V47L150 48ZM158 46H159V47H163V48H161L163 51H162L160 48H156V47H158ZM178 46H179V47H178ZM199 46H201V43H200ZM199 46H198V47H199ZM11 47H12V46H11ZM26 47H27V48H26ZM67 47H65V48H63V49L66 50ZM97 47H98V46H97ZM99 47H100V46H99ZM121 47H122V48H121ZM153 47H154V49H153ZM182 47H187V48H182ZM198 47H197V48H198ZM3 48H1L0 50H2ZM31 48H32L33 50H32ZM34 48H35V49H34ZM81 48H80V50H81ZM86 48H85V52H84V50H83L84 54L86 53L87 50H90L92 47H90V49H87V50H86ZM95 48H94V49H95ZM103 48H104V47H103ZM155 48H156V49H155ZM174 48H175V49H174ZM193 48H194L195 50H194ZM199 48H200L199 50H201V51L203 52L202 54H204V53L206 52V50H205L203 47H202V48L204 49L205 52L203 51V49H202L201 47H199ZM10 49H11V48H10ZM25 49H26V50H25ZM38 49H39V51H38ZM54 49H55V50H54ZM63 49H62V50H63ZM69 49H70V48H69ZM72 49H73V48H72ZM83 49H84V48H83ZM99 49H100V48H99ZM105 49H106V48H105ZM117 49H118V48H117ZM117 49H116V50H117ZM129 49H130V51H131V53H132L131 47H130ZM138 49H139V48H138ZM140 49H141V48H140ZM142 49H143V48H142ZM145 49H146V48H145ZM206 49H207V47H206ZM20 50H21V51H20ZM23 50H25V52H24ZM28 50H32V51H28ZM45 50H46V51H45ZM91 50H93V49H91ZM97 50H98V49H97ZM102 50H103V49H102ZM102 50H101V51H102ZM107 50H108V49H107ZM153 50H154V52H156V51L158 50V53L160 54V56H159L158 53L155 54V53L153 52ZM155 50H156V51H155ZM160 50L163 52V57H162V54H161V51H160ZM169 50H170V52H172V54H170ZM175 50H176V51H175ZM193 50H194V51H193ZM2 51L4 52V50H2ZM2 51H1V52H2ZM34 51H35V52H34ZM53 51H56V52H53ZM63 51H64V50H63ZM103 51H104V50H103ZM105 51H106V50H105ZM130 51H129V52H130ZM137 51H138V50H136V53H137ZM149 51H150V52H149ZM159 51H160V52H159ZM164 51H165V52H164ZM178 51H179V52H178ZM197 51H198V50H197ZM201 51H198V52L201 53ZM23 52L26 53V56L24 55ZM39 52H40V53H39ZM43 52H44V53H43ZM81 52H82V51H81ZM87 52H89V54H90L91 51H87ZM98 52H99V51H98ZM106 52H107V51H106ZM118 52H120L119 49H118ZM148 52H149V54H151V56L148 54ZM151 52H152V53H151ZM166 52H169V53H166ZM174 52H175V53H174ZM198 52H196V53H198ZM4 53H5V52H4ZM6 53H7V52H6ZM16 53H17V54H16ZM18 53H19V55H18ZM20 53L22 54V58H23V59L20 57V55H21ZM27 53H28V54H27ZM30 53H31V54H32V53L35 54V56H33V54H32V56H31ZM36 53H39V54L37 55ZM42 53H43V54H42ZM60 53H62V54H56V55H60V56L62 55V57H61V59H60V60H62V59H63V55H65V54H64L65 51H64V53H63V52H60ZM93 53H94V52H93ZM109 53H110V52H109ZM127 53H128V52H127ZM133 53H134V52H133ZM136 53H134V54H136ZM153 53H154L155 55H153ZM176 53H177V54H176ZM206 53H207V52H206ZM1 54H2V53H1ZM81 54H82V53H81ZM81 54H80V55H81ZM95 54L98 55L97 53H95ZM95 54H94V55H95ZM99 54L101 55V52H100ZM102 54H103V53H102ZM119 54H120V53H119ZM128 54H129V56L131 55L130 53H128ZM128 54H127V55H128ZM134 54H133V55H134ZM164 54H167V55H164ZM190 54H191V55H190ZM193 54H194V53H193ZM207 54H208V53H207ZM3 55H4V54H3ZM17 55H18V56H17ZM29 55H30V56H29ZM91 55H92V54H90V56H91ZM96 55H95V57H96ZM104 55H106V54H104ZM114 55H115V58H116L117 63H115V61H114L112 64L109 63V65L111 64V68H112V69H113L112 65L115 66V65L118 64V63H121V67L126 66V65L122 66V64H125V61L122 62V60H121V61H120V60H117L118 57H116V56H118V53L115 52ZM114 55H113V56H114ZM136 55H137V54H136ZM174 55H175V56H174ZM205 55H206V54H205ZM208 55H209V54H208ZM36 56H37V57H36ZM60 56H59V57H60ZM82 56H83V55H81L80 57H82ZM86 56H87V55H86ZM122 56H121V57H122ZM153 56H154V57H153ZM192 56H193V55H192ZM197 56H198V55H197ZM0 57H1V56H0ZM17 57H18V59H17ZM67 57H68V56H67ZM67 57H66V58H67ZM84 57H85V56H84ZM88 57H89V56H88ZM91 57H92V56H91ZM91 57H89V59H95L94 57H92V58H91ZM106 57H107V56H106ZM106 57H105V59H106ZM119 57H120V56H119ZM130 57H131V58H128V59H133L134 56H133V57L130 56ZM171 57H172V58H171ZM185 57L181 58V60H182V59H183V60H186V59H184ZM209 57H210V56H209ZM3 58H4V57H3ZM6 58H7V57H6ZM9 58H10V57H9ZM56 58H57V57H56ZM70 58H71V57H70ZM70 58H69V59H70ZM98 58H102V57L99 56ZM109 58H110V55H109ZM134 58H135V57H134ZM136 58H137V57H136ZM136 58H135V59H136ZM155 58H156V59H155ZM166 58H167V57H166ZM176 58H177V59H176ZM190 58H193V57H190ZM190 58L187 59V62L185 61L186 63H188L187 65H189L188 60H190ZM194 58H195V57H194ZM45 59H46V60H45ZM64 59H65V58H64ZM67 59H68V58H67ZM69 59H68V60H69ZM74 59H76V57H75ZM82 59H83V58H82ZM102 59H103V58H102ZM122 59H124V58H122ZM139 59H140V58H139ZM139 59H138V63H140V62H139V61H140ZM145 59H146V57H145ZM200 59L202 60V58L199 57V61H200ZM203 59H204V58H203ZM0 60H3V59H0ZM9 60H10V59H9ZM20 60H21V62H20ZM32 60H31V61H32ZM56 60H57V59H56ZM68 60H66V61H68ZM71 60H72V59H70V61H71ZM76 60H79V57H78V59H76ZM80 60H81V58H80ZM83 60H86V59H83ZM95 60H97V59H95ZM99 60H101V59H99ZM143 60H144V59H143ZM143 60H141V61L143 62ZM149 60H150V58H149ZM159 60H161V59H159ZM191 60H192V59H191ZM191 60H190V62L193 63V61H195V62L197 63V65H196L195 62L193 63V64L196 65V66H200L202 63H204V61H203L201 64H199V63L196 61V59L193 60V61H191ZM197 60H198V59H197ZM208 60H209V62H210V59H207L206 61H208ZM27 61H28V60H27ZM54 61H55V60H54ZM62 61H63V60H62ZM81 61H82V60H81ZM87 61H89V60L87 59ZM126 61H127V60H126ZM170 61H169V60H166V63L168 64V70H169V63H168V62H170ZM206 61H205V63H206ZM2 62H3V61H2ZM5 62H6V61H5ZM13 62H14V61H13ZM72 62H73V60H72ZM75 62H76V61H75ZM83 62L85 63L86 61H83ZM135 62H137V61H134V59H133V63L131 64V61H130V64H129V65H131V66L133 67V66L135 65ZM159 62H160V61H158V63H159ZM178 62H179V61H178ZM178 62H175V63H177V66H179V63H180V62H179V63H178ZM6 63H7V62H6ZM9 63H10V66H9V67H11V65H12L11 61H9ZM26 63H27V62H26ZM84 63L78 61L77 64H78L79 66H78L77 64H76V65H73V63H71L72 66H75V69H76V66H77V69H76V70H75L73 67L70 66L71 64H70L69 66H70L71 68H73V69L76 71L75 73H77V70H78V71H80V70H81V71H84V68L86 67ZM126 63L128 64V62H126ZM146 63H147V62H146ZM146 63H145V65H146ZM166 63H165V64H166ZM170 63H171V62H170ZM182 63H183V62H182ZM182 63H181V64H182ZM207 63H208V62H207ZM14 64H17V63H14ZM68 64H69V63H68ZM88 64H89V68H90V67H91V66H90L91 63L88 62ZM133 64H134V65H133ZM140 64H141V63H140ZM143 64H144V63H143ZM160 64H161V63H160ZM171 64H173V66H174V63H171ZM210 64H211V63H210ZM210 64L208 63L207 66H208V65L210 66ZM4 65H5V64H4ZM6 65H7V64H6ZM8 65H9V64H8ZM66 65H67V64H66ZM66 65H65V67L62 69L63 71H65L64 69L66 68ZM86 65H87V63H86ZM118 65H119V64H118ZM137 65L139 66V64H137ZM137 65H135V66L137 67ZM145 65H143V66L146 68ZM155 65H156V66H155ZM163 65H164V64H163ZM163 65H162V68H160V69H163V70H164L163 72H165V71H166V68H165L164 66H166V65H164V66H163ZM175 65H176V64H175ZM190 65H191V64H190ZM194 65H192V66H194ZM203 65H204V64H203ZM203 65H202L201 67H203ZM205 65H206V64H205ZM69 66H68V67H69ZM87 66H88V65H87ZM135 66H134V67H135ZM150 66H152V67L154 66V67H153V68H150ZM1 67H2V65H1ZM1 67H0V69H1ZM12 67L14 68V65H13ZM15 67H17V66L15 65ZM19 67H20V68L22 67V68L20 69ZM25 67H26V66H25ZM37 67L40 68L39 66H37ZM78 67H80L81 69L79 70ZM121 67H120V69H121ZM134 67H133V68H134ZM136 67H135V68H136ZM139 67H142V66H139ZM139 67H137V68L140 69ZM160 67H161V65H160ZM166 67H167V66H166ZM183 67H184V66H183ZM201 67H200V68H201ZM205 67H206V66H205ZM27 68H28V67H27ZM38 68H37V69H38ZM86 68H88V67H86ZM125 68H127V66H126ZM125 68H124V69H125ZM129 68H130V67H129ZM133 68H132V69H133ZM142 68H143V67H142ZM180 68H181V66L179 67V69H180ZM2 69H4V68H2ZM2 69H1V70H2ZM7 69H8V67H7ZM7 69H5L6 71H5V70H4V71H5V72H8V71L13 70L12 68H10V70H9V69L7 70ZM14 69H16V68H14ZM17 69H19V70H17ZM17 69H16L17 71H20V70H21V73L19 74L20 78H21V76H24V77H22V84L24 85V88H25V87H28V84H29V82H31V81L29 80V82H28V81H27V78H30V77H27V78H26V76H25V75L23 74V72H22L23 69H26V68H23V64H22V66H18ZM73 69H71V71H72ZM114 69H115V68H114ZM116 69H117V68H116ZM118 69H119V68H118ZM124 69H123V71H125ZM138 69H137V70H138ZM148 69H146V70H148ZM160 69H158V70H160ZM172 69H173V68H172ZM172 69H171V70H172ZM179 69H178V70H179ZM182 69H184V68H182ZM188 69H189V68H188ZM192 69H193V68H192ZM195 69H196V67H195ZM203 69H204V67H203ZM1 70H0V71H1ZM16 70H15V71H16ZM66 70H67V69H66ZM68 70H69V69H68ZM68 70H67V71H68ZM74 70H73V71H74ZM137 70H136V73H138V74H137V76H138V75H139V71H141V70H138V71H137ZM144 70H145V69H144ZM156 70H157V69H156ZM168 70H167V71H168ZM171 70H169V71L171 72ZM176 70H177V69H176ZM176 70H175V71H176ZM190 70H191V69H190ZM193 70H194V69H193ZM15 71H14V72H15ZM24 71H25V70H24ZM34 71H35V70H34ZM34 71H33V72H34ZM63 71H62V72H63ZM69 71H70V70H69ZM69 71H68V72H69ZM81 71H80V73H81ZM123 71H122V72H123ZM134 71H135V70H134ZM185 71H186V69H185ZM195 71H196L197 73H199V72H200V71H199V67H198L197 70H195ZM202 71H203V70H202ZM211 71H212V70H211ZM2 72H3V70H2ZM28 72H29V71H28ZM31 72H32V71H31ZM42 72H43V71H42ZM60 72H61V70H60ZM60 72H59V74H58L57 76H55L53 73H51V74L54 76L53 78L56 77V80H54V81H55V82H54V90H55V91H54V90H51V91H50L48 88H47L46 90H49L50 93H51L52 91H54V92L57 93L58 95H60V94L62 93L61 90H63V93H64L63 96H65L66 98H69V99L71 100V103H72L73 106L76 105L74 108H77L79 111H81V115H82V117H81L82 120H81V121H82V123H86L87 120L84 118V115H85V112H84V110H85V105H84V104H83L84 106L81 105V103L78 102V100H75V99L72 97L74 94L72 93L73 95L71 96V94L69 93L68 88L66 89L65 86L61 85V84H62V82H61L62 80H64V82H65V78H63V76H64L67 72H65L64 75H63L62 73H60ZM84 72H85V71H84ZM87 72H88V71L86 70V73H87ZM106 72H107V71H106ZM115 72H117V71L115 70ZM122 72H121V75H122ZM132 72H133V71H131V73H132ZM143 72L145 73L146 71H143ZM147 72H148V71H147ZM157 72H159V71H157ZM157 72L155 71V73H157ZM163 72H162V73H163ZM170 72H169V73H170ZM176 72H177V73H174V71H173L174 74H177V75H178V73H180L181 71H180V72H179V71H176ZM186 72H187V71H186ZM186 72H185V73H186ZM190 72H191V71H190ZM196 72L193 71V73H196ZM17 73H19V72H17ZM17 73L14 74V73L11 72V74H14V75H15V79H17L16 82H17L18 80L20 81V79H19ZM24 73L27 74V71H25ZM34 73H35V72H34ZM37 73H38V72H37ZM48 73H49V72H48ZM69 73H70V72H69ZM69 73H68V74H69ZM110 73H111V72H110ZM112 73H113V72H112ZM123 73H125V72H123ZM127 73H128V71H127ZM140 73H141V72H140ZM144 73H143V74H144ZM148 73H149V72H148ZM155 73H154V74H155ZM162 73H161V74H162ZM165 73H166V72H165ZM165 73H164V74H165ZM171 73H172V72H171ZM182 73H184V72H182ZM193 73H192V74H193ZM200 73H201V72H200ZM207 73L209 74V72H207ZM22 74H23V75H22ZM51 74H50V76H51ZM61 74H62L63 76H62ZM115 74H116V73H115ZM117 74H120V73H117ZM128 74L132 77V75H131L130 73H128ZM141 74H142V73H141ZM141 74H140V77H142ZM143 74H142V75H143ZM150 74H149V75H150ZM154 74H153V76H155V77L158 78L159 75L157 74L158 76H156V75H154ZM203 74H205V72H202V75H203ZM7 75H8V74H7ZM9 75H10V74H9ZM39 75H40V74H38L37 77H39ZM43 75H45L44 72H43ZM46 75H47V77H48L49 74H46ZM46 75H45V77L42 78V79H45V78H46ZM71 75H72V77L74 78V76H73V72H72ZM83 75H84V74H83ZM104 75L107 76V75H111V74H109V72H107V74H104ZM134 75L136 76V74H134ZM144 75H145V74H144ZM162 75H163V74H162ZM162 75H161V76H162ZM168 75H169V74H167V76H168ZM172 75H173V74H172ZM187 75H190V74L188 73ZM199 75H201V74H199ZM211 75H212V74H211ZM29 76H31V75H29ZM34 76H35V75H34ZM80 76H81V75H80ZM130 76H129V77H130ZM161 76H159V77H161ZM181 76H182V74L180 75V77H181ZM204 76H206V75H204ZM7 77L10 78V76H7ZM32 77H33V75H32ZM42 77H43V76H42ZM78 77H79V76H78ZM78 77H77V79H76V77H75V79L79 81ZM107 77H108V76H107ZM131 77H130V78H131ZM140 77H138V78L140 79ZM146 77H147V75H146ZM148 77H149V76H148ZM150 77H151V76H150ZM163 77H164V76H163ZM168 77H169V76H168ZM175 77H177V76H175ZM206 77H207V76H206ZM13 78H14V77H13ZM51 78H52V77H51ZM51 78H50V79H51ZM53 78H52V79H53ZM62 78H63V79H62ZM66 78H67V76H66ZM70 78H71V76H70ZM70 78H68V79H70ZM108 78H109V77H108ZM110 78H111V76H110ZM110 78H109V79H110ZM135 78H136V77H135ZM151 78L153 79V80L151 79L152 81H154V80H158V79H154L153 77H151ZM165 78H167V77H165ZM173 78H174V77H173ZM31 79H32V78H31ZM33 79H34V78H33ZM42 79H41V81H42ZM50 79H49V80H50ZM75 79H74V80H75ZM105 79H107V78H105ZM209 79H211V77H209ZM10 80H11V78H10ZM13 80H14V79H13ZM45 80H47V79H45ZM45 80H43L41 83L44 84V81H45ZM66 80H67V79H66ZM71 80H72V78H71ZM71 80H70V81H71ZM74 80H73V83H74ZM76 80H75V81H76ZM134 80H135V79H134ZM136 80H137V79H136ZM148 80H149V79H148ZM164 80H165V79H164ZM141 81H142V80H141ZM146 81H147V80H146ZM208 81H209V80H207V82H208ZM7 82H8V81H7ZM10 82H11V81H10ZM13 82H14V81H13ZM33 82H34V81H33ZM45 82H48V81H45ZM49 82H50V81H49ZM60 82H61V83H60ZM80 82H81V81H80ZM150 82H151V81H150ZM17 83H19V82H17ZM35 83H36V82H35ZM41 83L38 84V82H37L38 85H41ZM59 83H60V84H59ZM66 83H67V81H66ZM69 83H70V82H68L67 84H69ZM135 83H136V82H135ZM137 83H138V82H137ZM137 83H136V84H137ZM140 83H141V82L139 81V84H140ZM153 83L155 84V82H153ZM9 84H10V83H9ZM9 84H8V85H9ZM13 84H14V83H13ZM33 84H34V83H33ZM43 84H42L41 86H43ZM45 84H46V83H45ZM45 84H44V85H45ZM48 84H49V83H48ZM63 84H65V83H63ZM74 84H76V82H75ZM74 84H72V86H73V87H74V86L77 87V84H76V85H74ZM79 84H80V83L78 82V85H79ZM139 84H138V85H139ZM146 84H147V83H146ZM154 84H153V85H154ZM157 84H159V81L157 82ZM157 84H156V85H157ZM4 85H5V84H4ZM10 85H11V84H10ZM16 85H17V84H16ZM29 85H30V84H29ZM65 85H66V84H65ZM144 85H145V84H144ZM162 85H163V84H162ZM18 86H19V85H18ZM32 86H33V85H32ZM51 86H52V85H51ZM60 86H63L65 89H63V87H62V89H60ZM79 86H80V85H79ZM139 86H141V84H140ZM159 86H161V84L158 85V87H159ZM164 86L166 87L165 84H164ZM14 87H15V86H14ZM33 87H34V86H33ZM35 87H37V86L35 85ZM38 87H39V86H38ZM45 87H46V86H45ZM73 87H72V88H73ZM142 87H144V86H142ZM148 87H149V86H148ZM8 88H9V87H8ZM10 88H11V87H10ZM69 88H70V87H69ZM134 88H135V87H134ZM139 88L141 89V87H139ZM145 88H146V87H144V89H145ZM161 88H162V87H161ZM5 89H6V88H5ZM30 89H32V88H30ZM33 89H34V88H33ZM114 89H116V88H114ZM137 89H138V88H137ZM137 89H135V90H137ZM140 89H138V91H137L138 93L142 92V93L144 94V93L146 92V91L144 92V89H143V88H142L141 91H140ZM146 89H148V88H146ZM149 89H150V87H149ZM153 89H154V88H153ZM153 89H152V90H153ZM156 89H157V88H156ZM156 89H154V90H156ZM166 89H167V87H166ZM171 89H174V88H171ZM12 90H13V89H12ZM12 90H11V91H12ZM16 90H18L17 87H16ZM16 90H15V91H16ZM25 90H26V89H24V90L21 89V91H23V93H24ZM27 90H28V89H27ZM42 90H43V89H42ZM42 90H41V91H42ZM46 90H45V91H46ZM80 90H81V89H80ZM106 90H107V89H106ZM108 90H109V87H108ZM111 90H112V88L110 89V92H111ZM154 90H153V91H154ZM157 90H158V89H157ZM28 91H29V90H28ZM43 91H44V90H43ZM148 91H149V90H148ZM2 92H3V90H2ZM19 92H20V91H19ZM30 92H31V91H30ZM70 92H71V91H70ZM107 92H108V91H107ZM150 92H151V91H150ZM156 92H157V91H156ZM163 92H164V91H163ZM163 92H162V93H163ZM9 93H10V91H9ZM9 93H8V95H9ZM21 93H22V92H21ZM21 93H20V94H21ZM31 93L33 94V92H31ZM39 93H40V92H39ZM45 93H48V92H45ZM45 93H44V94H45ZM50 93H49V94H50ZM52 93H53V92H52ZM52 93H51V94H52ZM79 93H80V92H79ZM83 93H84V92H83ZM100 93H101V91H100ZM142 93H141V94H142ZM146 93H147V92H146ZM153 93H154V92H153ZM162 93H161V94H162ZM213 93H214V92H213ZM213 93H212V94H213ZM2 94H3V93H2ZM4 94H5V93H4ZM10 94H14V93H10ZM24 94H26V93H24ZM29 94H30V93H27V95H29ZM32 94H31V97H32V99H34L33 97L36 96V95L33 94V96H32ZM37 94H38V92H37ZM40 94L42 95V93H40ZM40 94H39V95H40ZM44 94H43V95H44ZM108 94H109V93H108ZM159 94H160V93H159ZM212 94H211V95H212ZM8 95L5 94L4 97H3V104H4V106H5V110L7 109L6 112H5V114H7V112L11 111L10 109H9V111H8V106L10 105V104H9V100H8L9 97H7ZM41 95H40V96H41ZM52 95H53V94H52ZM52 95H51V96H52ZM55 95H56V94H55ZM78 95H79V94H78ZM96 95H98V94H96ZM211 95H210V96H211ZM215 95H216V94H215ZM215 95H213V96L215 97ZM219 95H220V94H219ZM0 96H1V92H0ZM16 96H17V95H16ZM37 96H38V95H37ZM53 96H54V95H53ZM53 96H52V97H53ZM76 96H77V94H76ZM102 96H103V95H102ZM102 96H101V97H102ZM107 96H108V95L103 96V97L106 98ZM213 96H211V97H213ZM216 96H218V95H216ZM1 97H2V96H1ZM19 97H20V96H19ZM23 97H24V96H23ZM23 97H22V98H23ZM29 97H30V96H29ZM31 97H30V100H31ZM42 97L44 98V96L39 97V99H40L39 102L42 101L41 104L43 103V101L46 102V101L44 100L45 98L43 99ZM65 97H64V98H65ZM74 97H75V96H74ZM82 97H83V96H82ZM82 97L80 98V96H79V99H82ZM99 97H100V96H99ZM108 97L111 98V95L108 96ZM208 97H209V96H208ZM214 97H213V99H216V97H215V98H214ZM11 98H12V97H11ZM20 98H21V97H20ZM27 98H28V97H27ZM41 98H42L43 100H41ZM47 98H48V97H47ZM59 98H60V97H59ZM66 98H65V99H66ZM84 98H85V97H84ZM84 98H83V100H84ZM113 98L115 99V97H113ZM209 98H210V97H209ZM209 98H207V99H209ZM218 98L220 99V96H219ZM9 99H10V98H9ZM13 99H14V98H13ZM13 99H12V100H13ZM16 99H17V98H15V100H16ZM37 99H38V98H37ZM56 99H58V98H56ZM102 99H103V98H102ZM102 99H101V100H102ZM106 99H108V98H106ZM106 99H105V101H107ZM210 99H212V98H210ZM210 99H209V100H210ZM221 99L225 101V98H224V97L221 98ZM1 100H2V99H1ZM1 100H0V101H1ZM15 100H14V101H15ZM28 100H29V99H28ZM30 100H29V101H30ZM46 100H47V99H46ZM58 100H61V99H58ZM70 100H69V102H70ZM115 100H116V99H115ZM209 100H208V101H209ZM222 100H221V101H222ZM14 101H13V102H14ZM19 101H20V100H19ZM22 101H23V100H22ZM31 101H32V100H31ZM31 101H30V102H31ZM67 101H68V100H67ZM67 101H65V102H67ZM105 101L103 100V102H105ZM216 101H218V99H217ZM13 102H12V104H11L10 106H14V105L16 104L17 101H15V104H14ZM51 102H53V101H50V104H51ZM56 102H57V101H55L54 103L57 104ZM62 102H63V100H62ZM100 102H102V101H100ZM210 102H211V101H210ZM36 103H37V107H36V105H35ZM36 103H35V100H34V105H35V106H34L33 104H30V103H29V106H31V108H32V105H33L34 107L37 108V110H40V109L44 110L43 108H44L45 106H47L49 102H48L46 105H43L42 108H40V107L42 106L41 104H39L38 102H36ZM54 103H53V104H54ZM71 103H70V104H71ZM83 103H84V101H83ZM105 103H106V102H105ZM116 103H117V102H116ZM219 103H220V102H219ZM3 104H1V105H3ZM38 104H39V105H38ZM55 104H54V106H56V109H57V106H58V105L60 106V103L57 104V105H55ZM63 104H64V103H63ZM101 104H102V103H101ZM111 104H112V103H111ZM215 104H216V103H215ZM215 104L211 103V107H213ZM221 104H222V103H220V105H221ZM19 105H20V104H19ZM19 105H18V106H19ZM25 105H28V104H25ZM40 105H41V106H40ZM51 105H52V104H51ZM68 105H69V104H67V106H68ZM105 105H106V104H105ZM116 105H118V104H116ZM225 105H226V104H225ZM10 106H9V107H10ZM23 106H24V105H23ZM38 106H40V107H38ZM69 106H70V105H69ZM99 106H100V105H99ZM221 106H222V105H221ZM226 106H228V105H226ZM257 106H258V105H256L255 107H257ZM263 106H264V105H263ZM0 107H1V106H0ZM14 107H15V106H14ZM14 107L12 108V109H13V110H12L13 112H9V115H10V113H15V111H17L18 108L20 109V107H18V108L14 111V109L16 108V107H15V108H14ZM51 107H53V106H51ZM62 107H63V106H62ZM65 107H66V106H65ZM65 107H64V108H65ZM70 107H71V106H70ZM70 107H69L67 110H69ZM214 107H215V106H214ZM224 107H225V106H224ZM224 107H223V109H224ZM253 107H254V106H253ZM258 107H259V106H258ZM24 108H27V109L29 108V109H28V112H30L29 110H31L30 107H23V113L25 112V111H24V110H25ZM36 108H34L33 111L36 110ZM39 108H40V109H39ZM60 108H61V107H60ZM101 108H102V106H101ZM110 108L112 109V106H111ZM117 108H118V107H115V111H116V112H118ZM227 108H230V107L228 106ZM260 108H261V107H260ZM0 109H1V108H0ZM56 109H54V108L52 109V110H54L53 113L56 111ZM102 109H103V108H102ZM102 109H101V111H103ZM213 109H214V108H213ZM217 109H219V107H216V108H215L216 112H218ZM249 109H251V108H249ZM253 109H254V108H253ZM20 110H22V107H21ZM20 110H19V111H20ZM49 110H50V113H52L50 107H49ZM58 110H59V109H58ZM64 110H65V109H63V111H64ZM70 110H71V109H70ZM104 110H105V108H104ZM108 110H109V109H108ZM113 110H114V108L112 109V111H113ZM156 110H157V109H155L154 112H155ZM211 110H212V108H211ZM228 110H229V109H228ZM244 110H245V109H244ZM247 110H248V109H247ZM247 110H246V111H247ZM251 110H252V109H251ZM33 111L31 110V113H32ZM44 111H45V110H44ZM44 111H43V112H44ZM60 111H61V109H60ZM60 111H59V114L61 113ZM63 111H62V112H63ZM72 111H73V110H72ZM105 111H106V110H105ZM105 111H104V113H105ZM109 111L111 112V110H109ZM235 111H236V112H235ZM238 111H239V112H238ZM238 111H237V110H233V112H235V114H236L238 117H239V116L241 117V116L245 115V113H246L245 111H244L245 113H242L241 111H243V110H241V109H239ZM256 111H257V110H256ZM1 112L4 113V112L2 111V109H1ZM28 112H27V114H29ZM43 112H42V113H43ZM46 112H47V111H46ZM65 112H67V111H65ZM106 112H107V111H106ZM116 112H113V113H116ZM152 112H153V111H152ZM228 112H231V111H228ZM233 112H231V113H233ZM248 112H249V110H248ZM259 112H260V111L255 112V113H259ZM262 112H264V111H262ZM20 113H21V112H20ZM20 113L18 112V114H20ZM23 113H22V114H23ZM34 113H36V111H34ZM34 113L32 114L33 117H34ZM39 113H40V112H39ZM55 113H56V112H55ZM68 113H70V112H68ZM68 113H66V114H68ZM73 113H75V112H73ZM76 113L79 114L78 111H77ZM157 113H159V115H158V119H161V121L163 122V116H162L163 114H162V112H160V110H159V111H157ZM220 113L222 114V112H220ZM224 113L226 114V116L229 117V115L227 114L226 109H224ZM241 113H242V115H241ZM105 114H106V113H105ZM117 114H118V113H117ZM152 114H153V113H152ZM214 114H215V113L211 112V116H210V118H209V119H210L209 121H211L212 123L215 124V127L213 128V126H214V125H213L211 129H212L213 131H215V130H216L215 128H219V129H217V130H218V131L220 130L221 132H224L225 130H229V129H227L228 127H230V126H229V123H228V124H225L227 128H226L225 125L223 124V125H224V128H225V130H224V128L222 127L223 125L221 126V125H220L221 123L219 124V123L216 122L217 116H219L220 114L218 113L219 115H217V116L214 115ZM225 114H224V115H225ZM248 114H249V113H248ZM252 114H254V113H252ZM263 114H264V113H263ZM263 114H262V115H263ZM9 115H8V116H9ZM16 115H17V112H16ZM29 115H31V114H29ZM47 115H48V116H51V114L49 115L48 112H47ZM53 115H54V114H53ZM53 115H52V116H53ZM60 115H61V114H60ZM71 115L73 116V114H71ZM76 115H77V114H76ZM107 115H108V114H107ZM110 115H111V114H110ZM115 115H116V114L112 115V116L115 117L114 119H113L112 116H110V117L114 120V122H112V125H113V124L115 125L116 122L118 121V115H116V116H115ZM153 115H154V114H153ZM222 115H223V114H222ZM222 115L220 116V118L222 117ZM232 115H233V114H232ZM260 115H261V112H260ZM260 115H256V116H258L257 118H259ZM262 115H261V116H262ZM21 116H22V115H20V117H21ZM23 116H24V115H23ZM37 116H38V112H37V114H36V116H35V119H36V120L38 119V118H36ZM43 116H44V113H43ZM57 116H58V111H57ZM74 116H75V115H74ZM79 116H80V115H79ZM105 116H106V115H105ZM144 116H145V113H142V112H139V111H138V116H137V117H138V120H143V119H144L143 122H144V121L146 122V120H145L146 118H144ZM154 116H157V115H154ZM237 116H236V117H237ZM251 116H252V115H251ZM256 116H255V115L252 116V117H253L252 119H255ZM263 116H264V115H263ZM9 117H10V116H9ZM16 117H18V116H16ZM24 117L26 118V121H27V122H28L29 118H31V117L28 118L26 115H25ZM24 117H23V118H24ZM39 117L41 118L40 115H39ZM60 117H61V116H60ZM64 117H65V116H64ZM67 117H68V115H67ZM70 117H71V116H70ZM116 117H117V118H116ZM215 117H216V119H215ZM224 117H225V116L222 117V120L225 119ZM233 117H234V116H233ZM238 117H237V118H238ZM244 117H245V116H244ZM11 118H15V117L11 116ZM18 118H19V117H18ZM25 118H24V122H25ZM27 118H28V119H27ZM47 118H50V117H47ZM55 118H56V114H55ZM68 118H69V117H68ZM74 118H75V117H74ZM106 118H108V117L106 116ZM111 118H110V119H111ZM220 118H219V120H220ZM226 118H227V117H226ZM229 118H230V117H229ZM257 118H256V120H257ZM20 119H22V118H20ZM35 119L33 118L32 120H35ZM44 119H46V118H44ZM51 119L54 120L53 118H51ZM58 119H59V118H58ZM78 119H80V118H78ZM108 119H109V118H108ZM108 119H107V120H108ZM116 119H117V120H116ZM233 119H234V118H233ZM240 119H242V117H241ZM240 119L238 118V122H239V123H238V122L235 123L236 121H234V122L231 121V120H230V121L232 122V124H239V125H237V126L240 127V126H242V125L244 124V123H243V124L240 125V123L243 122V119H242V121H241ZM248 119H249V118H248ZM250 119H251V118H250ZM22 120H23V119H22ZM30 120H31V119H30ZM30 120H29V122H30ZM46 120H47V119H46ZM60 120H63V119H60ZM64 120H65V118H64ZM66 120H67V119H66ZM74 120H76V119H74ZM105 120H106V119H105ZM105 120H104V121H105ZM113 120H112V121H113ZM115 120H116V122H115ZM225 120H226V119H225ZM244 120H246V119L244 118ZM41 121H42V118H41ZM43 121H44V120H43ZM48 121H49V120H48ZM72 121H73V118H72ZM79 121H80V120H79ZM81 121H80V123H81ZM155 121H157L156 118H155ZM161 121H160V124H161ZM220 121H221V120H220ZM227 121L230 122L229 120H227ZM227 121H226V123H227ZM240 121H241V122H240ZM249 121H250V120H249ZM249 121H246L247 123H246L245 126L243 125V126H244V127H243L244 129L250 127L251 130H253V129H256V128L258 127V126H256L255 128H253L254 126L252 127V125H256L255 123H258V120H257V122H255V123L252 122V120H251V122H249ZM254 121H255V120H254ZM29 122H28V124H30V125H28L29 127L27 126L28 129L30 128V126H32V125L34 124V123H32V125H31V122H30V123H29ZM34 122H35V121H34ZM36 122H37V121H36ZM39 122H40V121H39ZM39 122H38V123H39ZM44 122H45V121H44ZM61 122H62V121H61ZM65 122H66V121H65ZM65 122H64V124L67 125V123H65ZM77 122H78V120H77ZM109 122L111 123V121H109ZM145 122H144V125H145ZM152 122L154 123V120H153ZM211 122H209V123H211ZM221 122H223V121H221ZM49 123H50V122H49ZM52 123H55V125H57V127H60V128H61V127H64V128H65V126H62L63 123L61 124V126H60V124L56 123V121H54V122H52ZM73 123H75V122H73ZM101 123L106 127V132H105L106 136H107V135L112 136V140H111V139H108V140H109V141L111 140L110 142L114 141V143H115L116 146H113V147H117V149H118V146L120 145V144H119L120 141L118 140V137H117L116 134H115V129L108 128V126L105 125L106 122L104 123V122H102V120H101ZM150 123H151V122H150ZM163 123H164V122H163ZM163 123H162L160 126H163ZM209 123H208V124L206 123L205 126H206V127H210L211 125H210ZM212 123H211V124H212ZM223 123H224V122H223ZM251 123H253V124H251ZM261 123H262V117H261ZM261 123H260V125H261ZM64 124H63V125H64ZM75 124H76V123H75ZM75 124H74V125H75ZM151 124H152V123H151ZM158 124H159V123H158ZM247 124H248V125H247ZM34 125H35V124H34ZM34 125H33V126H34ZM37 125H38V124H37ZM43 125H44V124H43ZM55 125H54V126H55ZM108 125H109V124H108ZM110 125H111V124H110ZM114 125H113V126H114ZM153 125H156V126H157V124H155V123H154ZM153 125H152V126H153ZM217 125H218L219 127H216ZM17 126H18V125H16V128H17ZM38 126H39V125H38ZM38 126L33 127L34 130H35V128H37V130H38V128L41 129V127H38ZM40 126H41V125H40ZM76 126H79V125H76ZM76 126H75V127H76ZM148 126H149V125H148ZM148 126H147V124H146V127H148ZM237 126L234 125V127H233V131H234V132H232V133H235V134H237V135L239 136L238 133H240L241 130H238L239 132H237V131H236V129L238 128ZM248 126H249V127H248ZM9 127H11V126H9ZM14 127H15V125L13 124V127H12V128H14ZM49 127H50V126H49ZM52 127H53V125H51V128H52ZM68 127H69V126H68ZM70 127H71V126H70ZM73 127H74V126H73ZM114 127H115V126H114ZM163 127H164V126H163ZM235 127H237V128L235 129ZM263 127H264V126H263ZM12 128H11V129H12ZM45 128H46V127H45ZM45 128H43V129L45 130ZM54 128H55V127H54ZM54 128H52V129H54ZM144 128H145V127H144ZM149 128H150V126H149L146 130H147V131H150V130L152 131V129H154V128H156V127H151V129H149ZM230 128L232 129V127H230ZM258 128H261V127H258ZM258 128H257L256 130H258L259 132H261L260 134L264 133V132H263L264 129L262 130V129H258ZM9 129H10V128H9ZM11 129H10V131H12ZM18 129H20L19 126H18ZM48 129H49V128H48ZM58 129H59V128H58ZM70 129H71V128H70ZM75 129H76V128H75ZM158 129H159V128H157V130H158ZM234 129H235V130H234ZM23 130H24V129H23ZM34 130H33V131H34ZM67 130H68V129H67ZM73 130H74V129H73ZM76 130H77V129H76ZM78 130H79V128H78ZM159 130H160V129H159ZM162 130H163V129H162ZM246 130H247V132H250V130L248 131V129L243 130L244 132H243V131H242V132H243L245 135H243L242 137L239 136L241 139H239V137H237V135L233 136V134H230V131H229L228 133H229L231 136L235 137V139L238 138V139H239L238 141H240V142H241V140L243 141L244 137H245V141H246V139H247V138H246L247 135H248V136L250 135L251 138L253 137V140H251V138H250V142L252 141L250 144H252V145H256V144L258 143V144H257V147H258V146H260V143L262 142L261 146H262V145L264 146V144H263V143H264V139H263V137H262L263 134L260 136V134L258 135V133H259L258 131H254V133H255V132H258V133H255V134L258 136V139H259L260 137L262 138V139H261L262 141L260 140L261 142L259 143V142H256V141L258 140V139H257V136H256V139H257V140L254 139L255 136H252V135H254L253 131H251L250 134H247ZM16 131H17V130H16ZM20 131H21V132H20L19 135L23 134L24 131H22L21 129H20ZM28 131H29V130H27L26 132H28ZM35 131H36V130H35ZM35 131H34V133H35ZM45 131H46V130H45ZM45 131H43V133H44ZM49 131H50V129H49ZM53 131H54V130H53ZM58 131H59V130H58ZM61 131H64V129L61 130ZM79 131H80V130H79ZM82 131H83V130H82ZM151 131H150V134H148V135H149V136L151 135L150 137H153V135H154L153 133H154V132L152 133ZM154 131H155V130H154ZM30 132H31V130L29 131V133H30ZM37 132H38V131H37ZM50 132H51V131H50ZM55 132H56V131H55ZM73 132H74V131H72V133H73ZM157 132L159 133V131H157ZM157 132H155V133H157ZM160 132H161V131H160ZM245 132H246V133H245ZM46 133H47V132H46ZM46 133H45V135H46ZM57 133H59V132H57ZM63 133H65V131H64ZM63 133H61V134H63ZM67 133L70 134V135L72 134V133H70V130H69V132H66V134H67ZM151 133H152V134H151ZM251 133H252V134H251ZM27 134H28V133H27ZM31 134H32V133H31ZM35 134H36V133H35ZM35 134H34V135H35ZM37 134H39V132H38ZM37 134H36V135H37ZM48 134H49V133H48ZM74 134H75V133H74ZM74 134H73L72 136H74ZM76 134H78V132H77ZM76 134H75V136H76ZM79 134H80V133H79ZM82 134H83V137H84L85 134H84V133H82ZM246 134H247V135H246ZM40 135H41V134H39L38 136H36L37 139H38V137H39ZM42 135H43V134H42ZM45 135H43L44 137H43V136H40V139H38V140H41V142H43L42 139H41V137H43L44 140H46V139L48 140L47 137L50 136V135H48V136L46 135V136H47L46 139H45ZM240 135H242V133H241ZM21 136H22V135H21ZM25 136H26V135H25ZM28 136H29V134H28ZM28 136H27V137H28ZM30 136H32V135H30ZM51 136H53V134H52ZM75 136H74L73 140L76 139ZM250 136H249V137H250ZM259 136H260V137H259ZM27 137H25V138H27ZM57 137H58V135L56 136V138H57ZM61 137H63L62 140L64 141V136L61 135ZM61 137H60V138H61ZM80 137H81V136H80ZM83 137H82V138H83ZM104 137H105V136H104ZM56 138H55V134H54L53 139L56 140ZM69 138H71V137H69ZM69 138H68V139H69ZM78 138H79V136H78ZM78 138H77V139H78ZM84 138L86 139V141L84 142V143H85L84 146L86 147V146H87L86 143H87V142L89 143V141H88L87 137H84ZM84 138H83V139H84ZM88 138H89V137H88ZM102 138H103V137H102ZM102 138H101V139H102ZM107 138H109V136H108ZM153 138H155V136H154ZM153 138H151L152 141H153ZM23 139H24V138H22V140H23ZM28 139H30V138H28ZM28 139H27V142L29 143V140H28ZM37 139H36V140H37ZM68 139H67V140H68ZM77 139H76V141H77L76 144L78 145V144H80V142H79L80 140H77ZM80 139H81V138H80ZM248 139H249V138H248ZM248 139H247V140H248ZM19 140H20V139H19V137H18V142H19V144H20L21 142H20ZM25 140H26V139H24V141H25ZM36 140L34 139V142H35ZM49 140H50V139H49ZM59 140H61V139H59ZM59 140L57 139V141H59ZM71 140H72V139H71ZM96 140H98V139H96ZM96 140L94 141L95 143H96ZM99 140H100V138H99ZM31 141H32V140H31ZM52 141H53V140H52ZM74 141H75V140H74ZM76 141H75V142H76ZM82 141H84V140H82ZM100 141H101V140H100ZM102 141H103V140H102ZM105 141H107V139H105ZM152 141H151V142H150V141H144V142L146 143V149L149 150L148 152L145 151L146 149L142 148V146L145 147V144H144L143 142H142L143 144L140 143V142H133V143L131 142L130 146H133L135 150H134V149H132V150H131V149H128V150H130V152H133L134 155H135V154L137 153L138 150L143 151V149H144V151L141 152V154L144 153V152H147V154H152V155H153V153H154L155 151H156V153H157V150H152V152H153V153H152L151 150L149 149L150 144L152 143ZM253 141H254V142H253ZM27 142H26V143H27ZM36 142H37V141H36ZM48 142H49V141H48ZM53 142H54V141H53ZM59 142H60V141H59ZM64 142H65V141H64ZM70 142H71V141H70ZM70 142L67 141L66 143H70ZM94 142H92L93 145H94ZM107 142H108V141H107ZM110 142H109V144L106 143V144H107V147H109L108 145H110ZM10 143H11V142H9L8 145H9ZM16 143H17V142H16ZM16 143H15V145L17 146ZM23 143H24V142H23ZM39 143H40V141H38V145H37V143H33V144H34V145L36 144V146L38 147V146H41V144L39 145ZM62 143H63V142L61 141V142L58 143V144H59L60 146L63 147L64 144H62ZM72 143H74V142L72 141ZM82 143H83V142H82ZM82 143H81V144H82ZM92 143H90V144L92 145ZM101 143H102V142H100V144H101ZM103 143H104V141H103ZM116 143L118 144V146H117ZM138 143H139V147L136 146V145H138ZM153 143L155 144V142H153ZM153 143H152V145H153ZM241 143H242V142H241ZM246 143H247V142H245V145H246ZM253 143H254V144H253ZM255 143H256V144H255ZM33 144H32V145H33ZM48 144H49V143H48ZM53 144H54V145H52V149H51V150L54 149L53 146H55L57 143L54 142ZM61 144H62V145H61ZM134 144H136V145H134ZM8 145H7V146H8ZM25 145H26V144H24V146H25ZM46 145H47V144H46V142H45V146H46ZM59 145L56 146V147H59ZM65 145H66V144H65ZM77 145L74 144V146H76V147H77ZM82 145H83V144H82ZM82 145H81V146H82ZM91 145H90V146H91ZM113 145H114V144H113ZM141 145H142V146H141ZM245 145H244V143H243V146H244V147H247V146H245ZM247 145H249V141H248ZM27 146L29 147V145H27ZM36 146H34V147H36ZM69 146H70V144H69ZM74 146H73V144H71L70 147H74ZM95 146H96V147H97V146L99 147V146H101V145L97 144V145H95ZM105 146H106V145H104V148H105ZM110 146H111V145H110ZM8 147L10 148V149L8 148V151H9V150H14V149L12 148L13 146H11V147L8 146ZM79 147H80V146L78 145V148H79ZM98 147H97V148H98ZM113 147H112V148H113ZM137 147H138V148H137ZM4 148H5V147H4ZM11 148H12V149H11ZM16 148H17V147H15V151H16ZM18 148H19V147H18ZM22 148H24V150H26V152H27L28 149H27L26 146H25V147L22 146ZM39 148H40V147H39ZM50 148H51V146H50ZM65 148H66V147H65ZM65 148H64V150H65ZM87 148H88V147H87ZM92 148H93V146H92ZM97 148H96V149H97ZM102 148H103V147H102ZM112 148H111V149H112ZM136 148H137V149H136ZM6 149H7V147H6ZM20 149H21V148H20ZM44 149H45V148H44ZM48 149H49V148H48ZM69 149H70V148H69ZM69 149H68V150H69ZM76 149H77V148H76ZM76 149H75V150H76ZM83 149H85V148L83 147ZM83 149H82V150H83ZM88 149H90V148H88ZM93 149H94V148H93ZM93 149H90V150H93ZM100 149H101V148H100ZM105 149H107V150H104V151H107V152L109 153L108 148H105ZM109 149H110V147H109ZM21 150H22V149H21ZM21 150H20V152H21L20 155H24V153H22L23 151H21ZM33 150L35 151V149H31V151H33ZM36 150H37V148H36ZM41 150H43V149H41ZM56 150H57V149H56ZM62 150H63V149H62ZM64 150H63V151H64ZM68 150H66L65 152H62V153H61V151H59V154H57V155L63 156L64 153L66 154V152H67ZM80 150H81V148L78 149L77 152L79 153ZM90 150H89V151H90ZM102 150H103V149H102ZM133 150L136 151V152H134ZM263 150H264V147H262V151H263ZM5 151H6V150H5ZM83 151H84V153H85V150H83ZM86 151H88V150H86ZM100 151H101V150H100ZM125 151H127V150H125ZM125 151H124V152H125ZM158 151H159V150H158ZM10 152H12V151H10ZM20 152H19V153H20ZM24 152H25V151H24ZM28 152H29V150H28ZM43 152H44V151H43ZM47 152H48V151H47ZM53 152H55V151H53ZM69 152H70V151H69ZM69 152H68V153H69ZM72 152H74V154H75V151L72 150ZM77 152H76V153H77ZM90 152H91V151H90ZM93 152H94V151H93ZM97 152H98V151H96V153H97ZM113 152H114V150H113ZM118 152H119V151H118ZM120 152H121V150H120ZM124 152L122 151L123 154H124ZM127 152H128V151H127ZM127 152H125V153H127ZM149 152H151V153H149ZM159 152H161V151H159ZM159 152H158V153H159ZM8 153H9V152H8ZM16 153H18V152H16ZM16 153H15V154H16ZM34 153H35V152H33V154H34ZM36 153H38V152L36 151ZM40 153H41V152H40ZM40 153L36 154L37 156H35V155H34V156H35V157H38V155H39ZM48 153H49V152H48ZM50 153H51V152H50ZM81 153H82V152H81ZM91 153H92V152H91ZM103 153H105V152H103ZM116 153H117V151H116ZM122 153H121V154H122ZM138 153H139V157H140L141 154H140L139 151H138ZM263 153H264V151H263ZM1 154H2V153H1ZM3 154H5L4 151H3ZM12 154H13V153H12ZM12 154H10V155H12ZM41 154H43V153H41ZM61 154H62V155H61ZM109 154H110V153H109ZM111 154H112V155H115V154H113V153H111ZM111 154H110V156H111ZM117 154H118V153H117ZM119 154H120V153H119ZM144 154H145V153H144ZM159 154H160V153H159ZM25 155H26V154H25ZM27 155L30 156L29 153H28ZM44 155L47 156L48 154H44ZM44 155H42V156H44ZM51 155H52V153H51ZM53 155H54V154H53ZM57 155H55V156H57ZM78 155L80 156L81 154L79 153ZM86 155H87V152H86ZM88 155H89V154H88ZM91 155H92V154H91ZM95 155L97 156V155H99V154L97 153V154H95ZM101 155H102V152H101ZM106 155H107V154H106ZM106 155H105V156H106ZM124 155H126V154H124ZM127 155H128V154H127ZM132 155H133V154H132ZM137 155H138V154H136V157H138ZM154 155H156V154H154ZM2 156H3V155H2ZM4 156H5V155H4ZM6 156H7V155H6ZM31 156H32V155H31ZM48 156H50V155H48ZM68 156H69V155H68ZM74 156H75V155H73L72 157H74ZM76 156H77V155H76ZM76 156H75L74 158H76ZM79 156H78V157H79ZM93 156H94V155H93ZM99 156H100V155H99ZM99 156H97V157H99ZM117 156H118V155H117ZM7 157H8V156H7ZM9 157H10V156H9ZM12 157H13V156H12ZM12 157H11V158H12ZM15 157H16V156H15ZM26 157H27V156H26ZM50 157H52V156H50ZM65 157H66V156H65ZM69 157H70V156H69ZM69 157L66 158V159H69ZM102 157H103V155H102ZM134 157H135V156H134ZM0 158H1V157H0ZM33 158H34V157H33ZM33 158H31V159H33ZM52 158H53L52 160H55V159H54L55 157H52ZM70 158H71V157H70ZM74 158H73V159H74ZM90 158H91V157H90ZM92 158H93V157H92ZM94 158H95V157H94ZM111 158H112V157H111ZM115 158H116V157H115ZM115 158H114V160H115ZM8 159H9V158H8ZM28 159H29V158H28ZM73 159L71 158L72 161H73ZM76 159H77V158H76ZM78 159H79V158H78ZM107 159H109V157H108ZM13 160H14V159H12V161H13ZM29 160H30V159H29ZM34 160H36V159H33V161H34ZM49 160H50V159H49ZM71 160H70V161H71ZM112 160H113V159H112ZM4 161H5V160H4ZM4 161H2V162H4ZM10 161H11V159H10ZM68 161H69V160H67V162H68ZM0 162H1V161H0ZM27 162H28V161H27ZM47 162H48V160H47ZM50 162H52V161H50ZM76 162H77V161H76ZM109 162L113 164V161L111 162V161L109 160ZM32 163H33V162H32ZM53 163H54V161H53ZM114 163H115V161H114ZM6 164L8 165V163L5 162V166H6ZM11 164H12V163H10V164H9L10 166L8 165V167H6V169L9 168V167H11ZM13 164H14V163H13ZM51 164H52V163H51ZM52 165H53V164H52ZM52 165H51V166H52ZM71 165H72V164H71ZM71 167H72V166H71ZM9 169H10V168H9ZM98 217L101 218V221H100V219L98 218V223H99V226H100V225L103 224V223H102V222H103L102 219L105 221V218H104L102 215H100V216H98ZM105 217H106V216H105ZM110 218L112 219V215L110 216ZM110 221H111V220H110ZM111 227H112V225H111ZM100 231H101V230H100ZM103 241H104V240H103Z\"/></svg>", "mask_w": 264, "mask_h": 264}]
</instances>
